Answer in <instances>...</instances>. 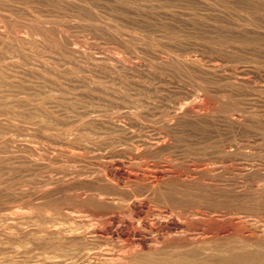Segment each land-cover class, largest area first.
<instances>
[{
  "label": "rangeland",
  "instance_id": "rangeland-1",
  "mask_svg": "<svg viewBox=\"0 0 264 264\" xmlns=\"http://www.w3.org/2000/svg\"><path fill=\"white\" fill-rule=\"evenodd\" d=\"M3 1L5 2V4L3 3ZM37 1L36 0L35 1L34 0H29V1L28 0H0V8H1L0 9V30H2V31L5 30L4 32H6V34L8 33L9 36L12 34L11 37H8L7 35H4V37H0V41L1 42L3 41V43H4L3 44L0 42V45H1L0 46V67H1L0 73H2V76L0 74V77H2V78H0V81H1L0 82V88H1L0 98L2 96V98L0 99V109H2V111H0V114H4V111H5V114L8 115V116L0 115V117L2 116V119L0 118L1 119L0 120L1 121L0 126L4 123L3 127L1 126V128H0L1 132H3V133L0 132V137L2 138V140L0 138V143H1L0 145L3 146V147L0 146V151H1L0 154H2V152L6 151V150H7V152H9V153L6 152L5 154L3 152L4 156H2L3 154L0 155L1 156L0 157V160H1L0 161V164H1L0 168H2V169H0L1 170L0 171V176H1L0 179L2 178L0 181V186H1L0 191H2L3 188L5 187L4 191L0 192L1 196H3V197L0 196V207L2 206L0 208V212H1L0 213V222H1L0 225L2 226L3 223H4L3 227L4 226L7 227L8 225H10V227L9 226L7 227V230L5 227L3 228L0 226L1 236H3V238H5V239L8 238L5 240L0 236V239H1L0 240V250L1 251L3 250V252L0 251V255L3 254L0 256V258L4 257V258L15 259V260L25 259L27 261H29V259L30 260L33 259L32 260L33 263L41 262V259L39 258L40 253H38L40 251L39 249H41V248H38L39 247V244L37 243L38 241L33 240L35 238H33L32 233L29 234L30 229L32 230L31 226H35L34 225L35 223H33V222L38 217L37 216L38 212L41 213V215L43 214L42 216H44L46 214L43 212L49 211V213H51V214H54V215L57 214V219L59 222H60V220H62L61 219V217H62V218H64V220H62V223H65V222L69 223L71 220L70 216L73 214L79 213L77 216L76 215H73V216H75V217H84L85 216L84 218H86V217L89 218V216H91V211L93 209H97V208L101 209L102 207L103 208L109 207L110 204L108 203L109 204L108 205L107 202H102V201L98 200L96 198L97 197L96 194L90 195V197L84 198L83 196L90 192L89 189L86 190L84 187H80L81 188L80 189L79 187L76 186L78 184L77 180L79 178L83 177L85 179V177L86 178L87 177H94V176L96 177L98 175L100 177V176L104 175V173H105L104 171H103L104 172L103 173L102 171H100V169L97 168V166H94V165L98 164V163H96L97 161H99V160L103 161L104 159L106 160V162H111L112 160H114L112 162H114V166H117V168H120L122 166L120 168V169H122L124 166L130 170L133 169L132 170L133 172L138 171L139 173H142L143 171H145V170H143V168H146L145 164L148 162H151V161L157 162V163L162 164V165L165 162H171L172 161L171 163L174 165L175 168L177 167L178 169L180 168L182 170H186V168L188 169L189 164L195 166V164L199 165V164H202L204 162H207V163L210 162V164H212V165H216V164L221 165V167L223 168V171L220 174L219 173L217 174V175H221V176H216V174H215L212 178H209V180L210 179L211 180H210V183H208L207 185L205 184V182H202V179L207 180L208 177H204V178L201 177L200 179H198V180H200V182L196 181L195 184H193L194 186L191 185L192 187L182 186L177 180L176 181L179 184L177 182H175L174 178H173L174 180L172 178L169 179V182L171 180H173V182L171 181V183H174V184L170 183V185L167 187L168 192H166L165 195L168 197H174V198L176 197L175 199H178L180 196V198L178 199L179 201H177V202L180 203L181 205L183 204L182 206H184V207H194L197 205L198 206L199 205H202V206L205 205V206H208V207L213 208V209L219 210V208H220V210L225 211L227 214V217H225V220L224 219L222 220V221H224V223L226 222L227 227H230L229 225H231V223L229 224V222H232V226H235L238 224V225L243 226V227L245 226V228L247 230L250 229L251 231L256 232V229L258 226L259 227L264 226V197H263L264 196V118H263L264 117V17H263L264 16V0H257V2H256V0H139V1L138 0H123V1L122 0H112V1L111 0H37ZM147 1H149V2L147 3ZM85 2H86V4H85ZM77 3H78V5H77ZM116 3H117V5H116ZM41 4H43V5L41 6ZM113 4L115 7H112ZM101 5H103V6H101ZM130 5L132 8H130ZM49 6H51V7H49ZM52 7H53V9H52ZM54 7H56V8H54ZM57 7H58V9H57ZM68 7L70 8V10ZM12 8H13V10H12ZM67 8H68V10H67ZM41 9H42V11H40ZM179 9H181V10H179ZM10 10H12V11H10ZM132 10H134V11L132 12ZM175 12H176V14H175ZM81 13H83V14H81ZM12 14H14V15H12ZM43 14H44V16H43ZM30 15H31V17H30ZM157 15H159V16H157ZM39 16H40V18H39ZM128 17H129V19H128ZM13 18H15V19H13ZM27 18H30V19L27 20ZM208 18H210V19H208ZM19 19L22 21H20ZM66 20L67 21L69 20V21L67 22ZM42 21H44V22H42ZM6 24H8V25H6ZM64 24H66V25H64ZM42 25H44L45 27ZM104 28L105 29L107 28V29L105 30ZM238 28H239V30H238ZM58 29H60V30H58ZM6 30H8V31H6ZM57 30L60 31V33ZM13 31H14V34H13ZM19 31L21 32V35H20ZM42 32L45 35H43ZM17 33H18V35H15ZM119 34H121V35H119ZM14 35H15V37H14ZM5 36H7L8 38H5ZM25 36H27L26 39H24ZM61 36H63V37H61ZM21 37H23V38H21ZM11 39H12V41L14 40L13 42H15V44L13 42L12 43L10 42ZM29 39H31V40L29 41ZM37 40H38V42H36L37 43L36 44L35 41H37ZM24 41H26V42L24 43ZM28 41H29V43H28ZM63 41H66L69 44V46H71L72 49L71 50L67 49V47H66V45H64ZM31 42H32V44H31ZM34 43H35V45H34ZM153 43H154V45H152ZM2 44L4 45L3 47H2ZM5 44L7 45V47L5 46ZM17 44H18L19 48H17L18 47ZM20 45H21V48H24L25 50L20 49ZM42 46L44 48H42ZM4 47H6L7 49H5ZM143 47H145V48H143ZM12 48L14 49V52H13ZM58 48H59V50H58ZM2 49H4V50H2ZM8 49H10V50L7 52ZM254 49H256V50H254ZM19 50H20L21 55H19L20 53H18ZM67 50L71 53H68ZM104 51H105V53H104ZM148 51H150V52H148ZM4 52L6 54H4ZM15 52H17V53H15ZM38 52H39L38 56H35V55H37L36 53H38ZM109 53L111 56H109ZM85 54H87V55H85ZM166 54H168V55H166ZM1 55H3V56H1ZM30 55H32V56H30ZM142 55H143V57H142ZM116 56H117V58L120 57L122 62H118L116 60L117 59ZM150 56L152 59L150 58ZM32 57H34V58H32ZM97 57H99L100 59H97ZM105 57L107 59H105ZM84 58H86V59H84ZM108 58H110V59L108 60ZM111 58H113V59L111 60ZM156 58H158V59H156ZM165 58H166V60H165ZM182 58L184 60H182ZM114 59H115V61H114ZM162 59L165 61H162ZM123 60H125V61H123ZM112 61H114V62L112 63ZM116 61H117V63H116ZM85 62H87V63H85ZM89 62H90L89 66L91 68L86 65ZM123 62H125V63L127 62L128 66ZM115 63L119 64V65H117L118 67L116 66L117 68L116 67L113 68V66L116 65ZM94 64L98 65V66H93ZM122 64H125L124 67L122 66ZM129 64L133 67V70L130 68L131 66ZM211 64H213V65H211ZM2 65H4V67H2ZM140 65H142V68L140 67ZM125 66H127L128 68ZM215 66H216V68L218 67L219 69H216ZM5 67H7V69L4 71H1V70H3V68L5 69ZM93 67H98V68H93ZM168 67L170 70L168 69ZM211 67H213V68L211 69ZM102 69L103 70L105 69V70L103 71ZM184 69H185V71H184ZM131 70L134 73H132ZM162 70H164V71H162ZM223 70H225V71H223ZM7 71H8V73H7ZM150 72H151V75H150ZM6 73L7 74L10 73L9 74L10 76L7 75ZM129 73L132 75H130ZM221 75H223L224 77H222ZM5 76H6L7 80H5V78H3ZM22 76H23V78H22ZM154 76H155V78H154ZM218 76H221V77H218ZM188 77H189V79H188ZM165 78L167 80V83H166ZM8 80H9V82H8ZM48 80H49V82H48ZM109 80H111V81H109ZM5 82L7 84H5ZM124 83H126V84L124 85ZM1 84L3 86H1ZM32 84H33V86H32ZM40 84H41V86H40ZM133 88H134V90H133ZM187 88H189V89H187ZM42 89L45 91H43ZM118 89H120V90H118ZM113 90H115V91H113ZM4 91L6 93H4ZM22 91H23V93H22ZM46 91H48V92H46ZM169 91L171 93H169ZM10 92L11 93L13 92V94L14 93L15 94L11 95ZM4 95L5 96L7 95L6 96L7 98L4 97ZM171 95H173V96H171ZM64 96H66V98ZM119 96L123 97V98H120ZM8 97H10V98L12 97V98L10 99ZM19 97H21V98H19ZM39 97H41V98H39ZM48 97H50V99ZM33 98H36V99L34 100ZM2 99H4V100H2ZM5 99H7V100H5ZM25 99L28 100L29 102H31V104L27 103L28 101H26ZM141 99H143V100H141ZM176 99H177V101H176ZM8 100L14 101V102H12V101L8 102L9 105H11L12 107L8 105V103H7ZM16 100H20V101L25 100V103H24V101L20 102V101H16ZM51 100H52V102H51ZM144 100H146L147 103L143 102ZM3 101H4V103H3ZM37 101H38V103H37ZM11 102L14 105L11 104ZM18 102H20L22 104L18 105L17 104ZM32 102H33V104H32ZM142 102H143V104H142ZM186 102L189 104H187ZM1 103H3V104H1ZM167 103H168V105H167ZM191 103H192V105H191ZM63 104H65L66 106ZM181 104H183V105L187 104V105L195 106V108L193 107L192 111L189 110L190 112L184 111L185 113L184 112L182 113L183 117L181 116V114H179L180 116H177L176 115L177 111L180 112V110H181V107H180V106H182ZM20 105H22L23 107ZM47 105L48 106L50 105V107H48ZM157 105H158V107H157ZM2 106H4V107H2ZM19 106H20V108H18ZM32 106H34V107H32ZM64 106L66 107V109L64 108ZM142 106H144V107H142ZM24 107H25V109H23ZM209 107H211L212 110ZM11 108H13V109H11ZM27 108L28 109L30 108L32 111H28V113L25 115L29 114L32 116V118L30 117L29 119H27V116H26L25 121L27 122V120H28L29 123L31 122L30 123L31 125L28 122L26 123L24 120L22 121V119H24L22 117L25 116L23 114V112L26 113L28 110ZM45 108H47V109H45ZM72 108H73V110H72ZM18 109H19V111L21 110L20 112H22V114L17 111ZM41 109L43 111L44 110L45 111L43 112V111H41ZM9 110L12 111V113L9 112ZM15 110H16V112H18L20 114L15 113ZM99 110H101V111H99ZM160 110H161V112H160ZM7 111H8V113H7ZM34 111H35V113H33ZM174 111H176V112H174ZM31 112L33 115L30 114ZM37 112L41 113V114H38ZM45 112L48 114L45 117L46 120L44 119L43 116H40V118H39V115H45ZM14 113H15V115L16 114H18V115L15 116ZM236 113H238V114H236ZM36 114H38V116ZM74 114H76V115H74ZM153 114H155V115H153ZM202 114H204V115H202ZM68 115H70V116L72 115V116L70 117ZM174 115H176V117ZM207 115H209V116H207ZM56 116L58 118H56ZM104 116H106V118ZM108 116L110 119L107 118ZM9 117H12V119H9ZM51 117L52 118L54 117L55 119L54 118L53 119L55 121L57 119V121L56 122L53 121ZM102 117H103V119H102ZM139 117H142V118H139ZM206 117L207 118L209 117V119L206 120L207 119ZM210 117H212V118H210ZM42 118L44 119L46 124H45V122L43 123ZM49 118L52 121L49 120ZM73 118H75V119H73ZM3 119H5V120L3 121ZM104 119H107V120H104ZM111 119H113V121L119 120L118 122H120L122 120L120 123L121 124L124 123V125H126V129L128 128L130 130V128H131L130 131H128V129H127V131L130 132V133H128L129 135L124 133L123 130L120 131V128L119 129L115 128L111 122L112 121ZM10 120L16 121L17 123H15L13 121H11V122H13L12 124L5 123V122L10 121ZM18 120H20V121H18ZM33 120L34 121L37 120V122H35L36 124L34 123ZM100 120H101V122H100ZM134 120H135V122H134ZM143 120H145V121H143ZM58 121H61V122L58 123ZM108 121H110V122H108ZM179 121H181V122H179ZM165 122H166V124H165ZM126 123H128L130 126ZM131 123H132V125H131ZM169 124H171V125H169ZM12 125H14V126H12ZM44 125H46V127ZM9 126L12 128L11 130H10ZM23 126H24V128H23ZM41 126H42V129H41ZM98 126H100V127H98ZM173 126H175V127H173ZM221 126H223V127H221ZM43 127L45 128V130H43L44 129ZM104 127H105V129H104ZM171 127H172V129L175 130V132H174L175 135L173 134V136L169 138V139L174 138L173 140L171 139L173 143L170 144L171 146L169 145L170 148H166L167 150L166 149H165V151L162 150L164 153L162 151H160V152H158L159 154H157V155L153 154L154 156H152V154L151 155L150 154L142 155L143 158H138V160L143 159L142 162L140 160L139 163L134 162V161L132 163V161L128 159V158L132 157L131 156L132 153H129V155H130L129 156L128 152H127V156L124 155L125 156L124 158H122L123 157L122 154H120L121 156L118 154V153H121L120 149H126L127 148V145H128L127 142H129L127 140L128 136L131 137V135L134 136L136 134V136L138 135L139 137H142V136L146 135L147 133H148V135L150 134V135L154 136V135H156V133L158 134V131L166 130L167 128H171ZM7 128H9V129H7ZM60 128H61V130H59ZM63 128H65V130H67V131L63 130ZM67 128H69V129H67ZM5 129L8 131H6ZM37 129H39V130H37ZM47 129H49V130L46 131ZM51 129H54V130L52 131ZM16 130H17V132L19 131L20 133L19 132L16 133L15 132ZM21 130L23 133L21 132ZM72 130H74V132ZM118 130L120 132H118ZM137 130H139L140 133ZM38 131H40V132H38ZM43 131H45L46 133ZM49 131L51 132L52 135L49 134L50 133ZM56 131H58V132H56ZM61 131H63L62 132L63 134L61 133ZM131 131H133V132H131ZM8 132H9V134H8ZM36 132H37V134H36ZM47 132L49 134L48 137L46 136V135H48ZM52 132H54L55 135ZM67 132H69L68 135L65 134ZM113 132H115V133H113ZM122 132H123V137H121ZM206 132H207V134H206ZM4 133H6L7 135ZM11 133H14V134H11ZM38 133H40L41 137L38 135ZM76 133H78L80 135H78ZM92 133H93V135H92ZM132 133H134V134H132ZM1 134H3V135H1ZM113 134H115V136H113ZM116 134L119 135V138L117 137L118 135H116ZM11 135L13 137L10 138L9 136H11ZM72 135L75 137H73ZM76 135H78V136H76ZM2 136H4V138ZM7 136H8V139H7ZM80 136H83V138H80ZM114 137L117 140L111 139ZM200 137H201V139H200ZM59 138H61V139H59ZM123 138L126 139L127 142ZM131 138H128V139L131 141L138 139V137H136V139H135V137L133 139H131ZM3 139L8 140V144H6L7 141L3 140ZM10 139L12 141L14 140L13 144H12V141ZM69 139L73 140V141H77L76 145H75L76 147L74 146V144L69 145V142H68ZM82 139H84V140H82ZM86 139H88V140H86ZM121 139L124 143L126 142L127 144L122 143V141H120ZM113 140H114V142H112ZM1 141H3V143L5 142L4 143L5 145ZM41 141H42V143H41ZM115 141H118V142H115ZM18 142L19 143L21 142V144L16 146V144H18ZM66 142H68V145L71 148H73L76 151L82 152V155L84 154L82 156L84 159H81L84 161V163L80 159L77 160V162L73 161V162H71V164H68V165H61L60 163H55V165H52L51 167H49V170H48V167L38 168L35 165L30 166V165H32V163L29 160H23L22 159L24 156L23 150H24V152H26L28 150L27 152L29 153L30 152L29 149L33 148L32 146L36 145V146H40V147L45 148L46 147L45 145L48 144L47 148H51V147H53V144H54L55 146H59V145L61 146L62 145V147H63L64 146L63 144H65ZM32 143H34V145ZM79 143L81 145L83 143V145H82L83 147L80 146ZM89 143H92V144H89ZM113 143H115V145ZM117 143L119 144V146L117 145ZM24 144H25V146H23ZM26 144H29L31 147L26 146ZM6 145H8V146L10 145V146L7 148ZM21 145L24 148L21 147ZM68 145L66 143L65 147H68ZM78 145H79V149H78ZM84 145H85V147H84ZM11 146H12V148H11ZM19 146H20V148H19ZM115 146H117V147H115ZM1 147L4 150H2ZM17 147L20 150V152H18L16 155ZM104 147H107V148H104ZM26 148H29V149H26ZM90 148L91 149L94 148V150H91ZM118 148H120V149H118ZM88 149H89V151H88ZM115 149H117V150H115ZM13 150L15 153L12 152L10 154V151H13ZM104 150H105V152H104ZM108 150H109V152H106ZM110 151H112V152L110 153ZM173 151H175V152H173ZM101 152H102V154H101ZM168 152H170L171 154ZM115 153H117V154H115ZM13 154L16 155L17 157L12 156ZM103 154H105V155H103ZM86 155H89V157ZM116 155H117V158H116ZM147 155H150V156L148 157ZM5 157H10L12 160H10V158L4 159ZM14 157H16L15 160L17 159L18 162H17V160L16 161L13 160ZM18 157H19V159H18ZM120 157H121V159L127 160V161H125V163L120 164L118 166V165H116V163H117V160L119 161ZM20 158L22 160H20ZM166 158H171L172 160L167 161ZM207 158H208V160H207ZM144 159H146V160L144 161ZM187 159H188V161H187ZM7 160H10V162ZM181 160H183V161H181ZM3 161H5L4 162L5 164L1 163ZM21 161H27V162L24 163ZM28 161L30 164L28 163ZM85 161L86 162L88 161V162L86 163ZM19 162H21V164ZM92 162H94V163H92ZM187 162H189V163H187ZM7 163L10 165H8ZM80 163L83 164L84 166L81 165ZM129 163L132 164V166L131 165L128 166ZM3 164L5 167L8 166V169H9V171H11V173H12V171H15V170H16V172L18 171V173L13 172V174H15V176L17 175L15 177L16 179L13 178L14 177L13 174H12L13 176H11V174L9 173L10 174V176H9L8 171H7L8 169H7V167H6V169L4 168V166L2 167ZM24 164L26 167L23 166ZM19 165H22V166H19ZM69 165L71 167H69ZM17 166H19L21 168V170L19 169V167L17 168ZM11 167L13 169H11ZM23 167L25 170L23 169ZM27 167H29V168H27ZM33 167H34V169H38V171L34 170ZM54 167L55 168L57 167L56 169H58V171L54 170L55 169ZM93 167H94V170H92ZM31 168L33 171L31 170ZM136 168H140V169L136 170ZM59 169H60V171H59ZM81 169L84 170V172L79 173L78 170H81ZM50 170H52V172H49ZM86 170L90 171V172H87ZM98 170L101 173H99ZM2 171H4L5 173ZM19 171H22V172H19ZM34 171H37V172H34ZM69 171H71V172H69ZM92 171L95 173L91 174V173H93ZM64 173L68 174V176H65ZM127 173L128 172H124V175H127ZM1 174H4V175H1ZM44 174H46L48 179L46 178V176ZM56 174H58V175H56ZM86 174L88 176H86ZM43 175H44V177H43ZM80 175H81V177H80ZM89 175H92V176H89ZM7 176L9 178H7ZM21 176H23V179L21 178ZM27 176L29 178L30 177L31 178L28 179ZM49 176H51L50 178H53V180H56V181L59 179L57 181L58 183L56 181H55L56 182L55 183L52 180L53 184H51V185L54 186L55 188H53L51 186V188H52L51 189L50 187L47 186V184L43 183L45 181V179H46V181L51 180L49 178ZM63 176L65 178H63ZM11 177L13 178V181H12ZM18 177H19V179H17ZM54 177H56V178H54ZM72 177H74V178H72ZM99 177L98 178L96 177V178L100 179ZM40 178H41V180L43 179L42 183H40V181H41V180H39ZM75 178H77V179H75ZM215 178H217V179H215ZM9 179L13 183H11L9 181ZM73 179H74V181H72ZM212 179L214 181L215 180L216 181L214 182ZM5 180L7 182H5ZM233 180H234V183H233ZM15 181L16 182L19 181L21 184H18L19 182L16 183ZM61 181H64L65 183L64 182L61 183ZM68 182H70V183L75 182L76 187H74L73 184H70ZM216 183H217V186H216ZM6 184H8V186ZM12 184H14V185L12 186ZM71 185H73V186H71ZM208 185H210V186L213 185V186L210 187ZM11 186H12V189L14 188L13 190L11 189ZM56 186H57V188H56ZM198 186H200V188ZM6 187L10 188L11 192L7 191ZM177 187H178V189H177ZM20 188L23 191H21ZM33 188L35 189L34 191H33ZM83 188H84L85 192H84ZM15 189H17V190H15ZM36 189H39V191L37 192ZM55 189H58V190H56V192H55ZM61 189H62V191H61ZM193 189H194V191H193ZM203 189H205V190H203ZM14 190H15V194L13 193ZM18 190H19L20 195H17V194H19L17 192ZM45 190H47V191L50 190L51 192L48 191L49 194L44 195V193H47V191H45ZM5 191H7V192L5 193ZM57 191L60 192L59 193L60 196L58 195ZM204 191H206V192H204ZM222 191H225V192H223V194H222ZM23 192H24V195H23ZM41 192H43L42 193L43 195L41 194ZM53 192L56 194H54ZM184 192H186V193H184ZM8 193H11L13 196L8 194ZM207 193H208V195H207ZM21 194H22V196H21ZM28 194L30 195V197ZM32 194H33V196H32ZM34 194H36L37 196ZM175 194H176V196H175ZM6 195H10V196H12V198H10V196L8 197ZM14 195H16V196L14 197ZM5 196H6V198H5ZM23 196H25V197H23ZM110 196L112 197V195H110ZM177 196H178V198H177ZM113 197H115L117 200L122 199L120 196L116 197V195L115 196L113 195ZM181 197H182L183 201H181ZM202 197H204V198H202ZM3 198H5V200ZM13 198H16V200ZM22 198H24V200ZM50 198H51V200H50ZM187 198H189V199L187 200ZM212 198H213V200H212ZM2 199L5 202L8 199L7 203L12 202V207H9V206H11V203L9 205L8 204L5 205L4 202L1 203ZM77 199L80 201H78ZM30 200L31 201L34 200L35 203L32 201V203H33L32 204ZM42 200H45V203ZM46 200L47 201L50 200V202H52L54 200V202L49 203L51 205V207H50V205L46 206V203H48ZM74 200L76 202H74ZM186 200L188 203L186 202ZM190 200H193V201H190ZM205 200H207V201H205ZM27 201H29V202H27ZM184 201H185V203H184ZM42 202H43V204H42ZM57 202H60V203H57ZM119 202H120V205L116 207L117 211L121 215L127 217L128 211L123 209L124 206H122V205H124L125 200L124 199L122 201L118 200V203ZM99 203H101V204H99ZM210 203L213 205L211 206ZM1 204H3V205H1ZM44 204H45L47 209L45 208ZM52 204H55V205L57 204V206L55 207ZM104 204H105V206H104ZM165 204L166 203L164 202L163 199H161V200L159 198H158V200L152 199V202H150V205H148V207H146V208H148V209L152 208L151 209V211H152V210L157 209V207L158 208L164 207ZM189 204L190 205L192 204L193 206L192 205L190 206ZM209 204H210V206H209ZM27 205H30V206H27ZM5 206H7V207H5ZM83 206H84V208H83ZM120 206H122V207H120ZM8 207H9V209H8ZM86 207L87 208L89 207L91 209V211L89 210V208H88V210H86L87 209ZM48 208H50V210ZM51 208H53V209H51ZM121 208H122V210L120 211ZM34 209H38V210L36 211ZM76 210H78V211H76ZM3 212H4V214H3ZM5 212H7V213L9 212V213L5 214ZM10 212H11V214H10ZM32 213H34L36 215L32 216V215H34ZM59 213L62 215H60ZM17 214H18V216H17ZM12 215H14V216H12ZM21 215L23 216V218L25 220L24 224L19 223V221L14 220L15 216H16V218L19 217L20 219H23ZM82 215H84V216H82ZM25 217L27 219H25ZM58 217H60V218H58ZM231 217H233L232 220H231ZM65 218H67L68 222L65 220ZM226 218H228L229 221H228V219L226 221ZM30 219H32L31 220L32 224H31ZM13 220L18 224V226L15 225L16 224L15 222L13 223ZM36 220L38 221V219H36ZM216 220H217V222H216ZM218 220L219 219L215 218L214 223H213V219L211 222L213 224L222 222L221 220H219V221ZM233 220L237 224H235ZM238 220H239V223H238ZM9 221L10 222L12 221L11 222L12 227H11V224ZM63 221H65V222H63ZM27 222H28V224L29 223L30 224L29 225L26 224ZM7 223H8V225H6ZM13 225H15V226H13ZM23 225H24V227H22ZM26 225L28 227L30 225L31 226L28 228ZM26 227H27V229H26ZM13 228H14V230H13ZM16 228L19 231H17ZM19 228L21 229V232H23V233L20 232ZM22 228H23V230H22ZM11 230H12V232H11ZM8 231H10V232H8ZM26 232H28V233L26 234ZM2 233H3V235H2ZM19 234H21V235H19ZM8 235H10L11 237ZM20 236H21V238H24L26 236L29 243H26L24 241H23V243H21L20 240H18L20 238ZM9 237L12 239L13 238H15V239L12 240ZM101 237H99V238L100 239H106V238H103V236H101ZM235 237L231 236V238H233L231 241H235V239H237ZM26 238H24V239H26ZM117 238H115V241H113L114 239L110 240V238H109L108 240L106 239L107 241L106 240H104V241L98 240L101 243L98 241L97 242L99 245L101 244L100 245L101 247L99 246L101 248V250H103V251L105 250V252H106L111 247L119 248L122 244L129 241L128 238H123V237H117ZM227 238H228L227 240L230 241L231 238L229 236H227ZM9 239L11 241V243H10L11 246L9 244L10 241L8 242ZM3 241H4V243H3ZM116 241H117V243H116ZM12 243H13V245H12ZM111 243H113V244H111ZM17 245H19V246H17ZM36 245H38V247H36ZM12 246H14V247L16 246L15 249L17 247H19L20 248L19 251L12 248ZM106 248H108V249H106ZM22 249L24 251H26V253L24 251H22ZM262 249L264 250V247ZM263 250H260V254H262V255H260L261 257H259V255L257 256V258L255 259L256 262H254L255 264H264V260H263L264 251ZM12 251H14V252L16 251L15 252L16 255ZM31 251L32 252L36 251V252L32 253ZM226 251L224 252L225 254L224 253L222 254L223 257L225 256L223 258V260L221 258V262H224V264L231 262V261H228L229 256L233 255L230 259H236L237 258L234 251H230V250H226ZM228 252H230L231 254H229ZM10 253H12L15 258L13 257V255L11 257H9L11 255ZM17 253H20V254L18 255ZM29 253H31V255H33V256L29 255ZM226 253H227V255H229L228 257L226 255ZM243 253H244L243 255H245V256L246 255L249 256V254H250L251 256H249V258L253 256L249 252L248 253L243 252ZM26 254H27V256L29 255V257L30 256L31 257L30 258L28 257L29 259L25 258V257H27ZM240 254H242V253L240 252ZM17 255H18V257H17ZM23 255H25L24 258H23ZM225 258L226 259L228 258V260H226ZM258 258H260L261 261ZM36 259H38V262ZM250 260H251V258H250ZM32 261L31 262L29 261V262L32 263ZM232 262H231V264H232ZM45 263H43V264H45ZM254 263H252V264H254ZM46 264H50V263H48V261H47ZM233 264H236V261H234Z\"/></svg>",
  "mask_w": 264,
  "mask_h": 264
},
{
  "label": "bare ground",
  "instance_id": "bare-ground-1",
  "mask_svg": "<svg viewBox=\"0 0 264 264\" xmlns=\"http://www.w3.org/2000/svg\"><path fill=\"white\" fill-rule=\"evenodd\" d=\"M29 1V0H28ZM35 1V0H34ZM37 1V0H36ZM112 1V0H111ZM123 1V0H122ZM139 1V0H138ZM22 2V1H21ZM38 2V1H37ZM55 2V1H54ZM59 2V1H58ZM57 2V3H58ZM121 2V1H120ZM133 2V1H132ZM149 1H147V3H148ZM204 2V1H203ZM256 2H257V0H256ZM3 3L5 4V2L3 1ZM23 3V2H22ZM28 3V2H27ZM34 3V2H33ZM43 3V2H42ZM100 3V2H99ZM98 3V4H99ZM105 3V2H104ZM118 3V2H117ZM117 3H116V5H117ZM125 3V2H124ZM155 3V2H154ZM153 3V4H154ZM247 3V2H246ZM7 4V3H6ZM51 4V3H50ZM56 4V3H55ZM59 4V3H58ZM68 4V3H67ZM72 4V3H71ZM85 4H86V2H85ZM142 4V3H141ZM161 4V3H160ZM165 4V3H164ZM191 4V3H190ZM17 5V4H16ZM28 5V4H27ZM43 4H41V6H42ZM77 5H78V3H77ZM80 5V4H79ZM89 5V4H88ZM93 5V4H92ZM135 5V4H134ZM144 5V4H143ZM223 5V4H222ZM29 6V5H28ZM27 6V7H28ZM39 6V5H38ZM47 6V5H46ZM52 6V5H51ZM51 6H49V7H51ZM68 6V5H67ZM73 6V5H72ZM76 6V5H75ZM81 6V5H80ZM101 6H103V5H101ZM120 6V5H119ZM141 6V5H140ZM139 6V7H140ZM148 6V5H147ZM189 6V5H188ZM238 6V5H237ZM12 7V6H11ZM20 7V6H19ZM23 7V6H22ZM21 7V8H22ZM48 7V6H47ZM112 7H115L114 6V4H113V6ZM123 7V6H122ZM136 7V6H135ZM151 7V6H150ZM153 7V6H152ZM54 8H56V7H54ZM69 8V7H68ZM68 8H67V10H68ZM120 8V7H119ZM118 8V9H119ZM130 8H132L131 7V5H130ZM148 8V7H147ZM154 8V7H153ZM157 8V7H156ZM201 8V7H200ZM227 8V7H226ZM251 8V7H250ZM1 9V8H0ZM7 9V8H6ZM16 9V8H15ZM48 9V8H47ZM46 9V10H47ZM52 9H53V7H52ZM57 9H58V7H57ZM109 9V8H108ZM123 9V8H122ZM146 9V8H145ZM199 9V8H198ZM241 9V8H240ZM12 10H13V8H12ZM12 10H10V11H12ZM34 10V9H33ZM39 10V9H38ZM69 10H70V8H69ZM75 10V9H74ZM88 10V9H87ZM114 10V9H113ZM117 10V9H116ZM131 10V9H130ZM135 10V9H134ZM134 10H132V12L134 11ZM139 10V9H138ZM176 10V9H175ZM179 10H181V9H179ZM221 10V9H220ZM227 10V9H226ZM229 10V9H228ZM249 10V9H248ZM26 11V10H25ZM31 11V10H30ZM40 11H42V9L40 10ZM73 11V10H72ZM81 11V10H80ZM98 11V10H97ZM104 11V10H103ZM183 11V10H182ZM212 11V10H211ZM261 11V10H260ZM131 12V11H130ZM163 12V11H162ZM179 12V11H178ZM24 13V12H23ZM27 13V12H26ZM128 13V12H127ZM135 13V12H134ZM241 13V12H240ZM35 14V13H34ZM81 14H83V13H81ZM96 14V13H95ZM111 14V13H110ZM141 14V13H140ZM173 14V13H172ZM175 14H176V12H175ZM182 14V13H181ZM12 15H14V14H12ZM20 15V14H19ZM33 15V14H32ZM226 15V14H225ZM43 16H44V14H43ZM54 16V15H53ZM63 16V15H62ZM113 16V15H112ZM111 16V17H112ZM151 16V15H150ZM157 16H159V15H157ZM156 16V17H157ZM177 16V15H176ZM15 17V16H14ZM20 17V16H19ZM30 17H31V15H30ZM36 17V16H35ZM70 17V16H69ZM83 17V16H82ZM175 17V16H174ZM190 17V16H189ZM221 17V16H220ZM264 17V16H263ZM22 18V17H21ZM39 18H40V16H39ZM105 18V17H104ZM219 18V17H218ZM13 19H15V18H13ZM30 18H27V20H29ZM36 19V18H35ZM34 19V20H35ZM45 19V18H44ZM106 19V18H105ZM128 19H129V17H128ZM136 19V18H135ZM208 19H210V18H208ZM5 20V19H4ZM20 20V19H19ZM40 20V19H39ZM88 20V19H87ZM7 21V20H6ZM20 21H22V20H20ZM67 21V20H66ZM69 21V20H68ZM67 21V22H68ZM72 21V20H71ZM107 21V20H106ZM186 21V20H185ZM195 21V20H194ZM217 21V20H216ZM42 22H44V21H42ZM47 22V21H46ZM60 22V21H59ZM238 22V21H237ZM8 23V22H7ZM26 23V22H25ZM33 23V22H32ZM71 23V22H70ZM107 23V22H106ZM158 23V22H157ZM162 23V22H161ZM207 23V22H206ZM53 24V23H52ZM68 24V23H67ZM76 24V23H75ZM108 24V23H107ZM117 24V23H116ZM6 25H8V24H6ZM64 25H66V24H64ZM79 25V24H78ZM84 25V24H83ZM129 25V24H128ZM42 26H44V25H42ZM69 26V25H68ZM110 26V25H109ZM228 26V25H227ZM8 27V26H7ZM12 27V26H11ZM10 27V28H11ZM45 27V26H44ZM83 27V26H82ZM143 27V26H142ZM197 27V26H196ZM9 28V27H8ZM47 28V27H46ZM189 28V27H188ZM2 29V28H1ZM4 29V28H3ZM12 29V28H11ZM19 29V28H18ZM48 29V28H47ZM83 29V28H82ZM99 29V28H98ZM102 29V28H101ZM105 29V28H104ZM107 29V28H106ZM105 29V30H106ZM232 29V28H231ZM234 29V28H233ZM25 30V29H24ZM55 30V29H54ZM58 30H60V29H58ZM57 30V31H58ZM86 30V29H85ZM117 30V29H116ZM238 30H239V28H238ZM5 31V30H4ZM4 31H2V30H0V37H4V35H7L8 37H11V35L9 36V34L7 33L6 34V32H4ZM6 31H8V30H6ZM16 31V30H15ZM50 31V30H49ZM112 31V30H111ZM244 31V30H243ZM20 32V31H19ZM31 32V31H30ZM59 33H60V31H58ZM126 32V31H125ZM257 32V31H256ZM29 33V32H28ZM37 33V32H36ZM43 33V32H42ZM51 33V32H50ZM58 33V34H59ZM254 33V32H253ZM13 34H14V31H13ZM114 34V33H113ZM224 34V33H223ZM239 34V33H238ZM15 35H18V33L17 34H15ZM15 35H14V37H15ZM20 35H21V32H20ZM19 35V36H20ZM23 35V34H22ZM43 35H45L44 33H43ZM119 35H121V34H119ZM246 35V34H245ZM255 35V34H254ZM7 36H5V38H8ZM256 36V35H255ZM254 36V37H255ZM26 37L27 36H25V38L24 39H26ZM31 37V36H30ZM38 37V36H37ZM40 37V36H39ZM61 37H63V36H61ZM70 37V36H69ZM253 37V36H252ZM21 38H23V37H21ZM36 38V37H35ZM99 38V37H98ZM218 38V37H217ZM216 38V39H217ZM71 39V38H70ZM133 39V38H132ZM136 39V38H135ZM149 39V38H148ZM172 39V38H171ZM251 39V38H250ZM31 39H29V41H30ZM33 40V39H32ZM58 40V39H57ZM105 40V39H104ZM109 40V39H108ZM146 40V39H145ZM153 40V39H152ZM14 41V40H13ZM12 41V39L10 40V42L12 43L13 42ZM29 41H28V43H29ZM42 41V40H41ZM74 41V40H73ZM137 41V40H136ZM1 42V41H0ZM26 41H24V43H25ZM36 42H38V40L37 41H35V43ZM52 42V41H51ZM64 42V45H66V47H67V49H69V50H71L72 48H71V46H69V44L66 42V41H63ZM71 42V41H70ZM165 42V41H164ZM182 42V41H181ZM213 42V41H212ZM1 43H3V41L1 42ZM14 44H15V42H13ZM19 43V42H18ZM35 43H34V45H35ZM124 43V42H123ZM138 43V42H137ZM151 43V42H150ZM149 43V44H150ZM204 43V42H203ZM4 44V43H3ZM2 44V47L4 46ZM31 44H32V42H31ZM37 44V43H36ZM39 44V43H38ZM40 45V44H39ZM49 45V44H48ZM152 45H154V43L152 44ZM230 45V44H229ZM1 46V45H0ZM5 46L7 47V45L5 44ZM17 46H18V44H17ZM73 46V45H72ZM151 46V45H150ZM1 47V48H2ZM6 47H4L5 49H7ZM16 47V46H15ZM79 47V46H78ZM85 47V46H84ZM252 47V46H251ZM10 48V47H9ZM17 48H19V46L17 47ZM26 48V47H25ZM42 48H44L43 46H42ZM83 48V47H82ZM125 48V47H124ZM142 48V47H141ZM143 48H145V47H143ZM159 48V47H158ZM162 48V47H161ZM189 48V47H188ZM196 48V47H195ZM20 49H24V48H21V45H20ZM38 49V48H37ZM46 49V48H45ZM62 49V48H61ZM97 49V48H96ZM132 49V48H131ZM2 50H4V49H2ZM10 49H8L7 50V52L9 51ZM12 50H13V52H14V49L12 48ZM18 50V49H17ZM25 50V49H24ZM31 50V49H30ZM29 50V51H30ZM41 50V49H40ZM44 50V49H43ZM58 50H59V48H58ZM83 50V49H82ZM81 50V51H82ZM230 50V49H229ZM254 50H256V49H254ZM68 51V50H67ZM66 51V52H67ZM75 51V50H74ZM106 51V50H105ZM105 51H104V53H105ZM161 51V50H160ZM248 51V50H247ZM250 51V50H249ZM259 51V50H258ZM36 52V51H35ZM53 52V51H52ZM103 52V51H102ZM148 52H150V51H148ZM147 52V53H148ZM165 52V51H164ZM193 52V51H192ZM254 52V51H253ZM15 53H17V52H15ZM18 53H20V50H19V52ZM34 53V52H33ZM68 53H71V52H69L68 51ZM114 53V52H113ZM134 53V52H133ZM144 53V52H143ZM146 53V52H145ZM245 53V52H244ZM4 54H6L5 52H4ZM28 54V53H27ZM37 55H35V56H38V54H39V52L38 53H36ZM60 54V53H59ZM154 54V53H153ZM152 54V55H153ZM171 54V53H170ZM186 54V53H185ZM18 55V54H17ZM16 55V56H17ZM19 55H21V53L19 54ZM58 55V54H57ZM61 55V54H60ZM85 55H87V54H85ZM155 55V54H154ZM166 55H168V54H166ZM225 55V54H224ZM1 56H3V55H1ZM5 56V55H4ZM30 56H32V55H30ZM75 56V55H74ZM81 56V55H80ZM109 56H111L110 55V53H109ZM121 56V55H120ZM165 56V55H164ZM190 56V55H189ZM239 56V55H238ZM256 56V55H255ZM6 57V56H5ZM13 57V56H12ZM48 57V56H47ZM52 57V56H51ZM56 57V56H55ZM86 57V56H85ZM108 57V56H107ZM142 57H143V55H142ZM147 57V56H146ZM155 57V56H154ZM153 57V58H154ZM161 57V56H160ZM163 57V56H162ZM206 57V56H205ZM241 57V56H240ZM22 58V57H21ZM32 58H34V57H32ZM59 58V57H58ZM70 58V57H69ZM87 58V57H86ZM86 58H84V59H86ZM104 58V57H103ZM115 58V57H114ZM116 58H117V56H116ZM115 58V59H116ZM150 58H151V56H150ZM168 58V57H167ZM175 58V57H174ZM233 58V57H232ZM244 58V57H243ZM9 59V58H8ZM23 59V58H22ZM51 59V58H50ZM56 59V58H55ZM90 59V58H89ZM97 59H100L99 57H97ZM105 59H107L106 57H105ZM110 58H108V60H109ZM113 58H111V60H112ZM115 59H114V61H115ZM123 59V58H122ZM152 59V58H151ZM156 59H158V58H156ZM169 59V58H168ZM173 59V58H172ZM5 60V59H4ZM7 60V59H6ZM35 60V59H34ZM92 60V59H91ZM118 62H122L121 61V58L119 57V58H117L116 59ZM165 60H166V58H165ZM165 60H163L162 59V61H165ZM170 60V59H169ZM174 60V59H173ZM177 60V59H176ZM175 60V61H176ZM182 60H184L183 58H182ZM13 61V60H12ZM63 61V60H62ZM104 61V60H103ZM114 61H112V63L114 62ZM117 61H116V63H117ZM123 61H125V60H123ZM139 61V60H138ZM172 61V60H171ZM178 61V60H177ZM66 62V61H65ZM108 62V61H107ZM110 62V61H109ZM130 62V61H129ZM142 62V61H141ZM219 62V61H218ZM63 63V62H62ZM85 63H87V62H85ZM115 63V64H116ZM123 63H125V62H123ZM139 63V62H138ZM153 63V62H152ZM181 63V62H180ZM198 63V62H197ZM60 64V63H59ZM77 64V63H76ZM89 64H90V62L88 63V64H86L87 66H89ZM93 64V63H92ZM126 65L128 64L127 62L125 63ZM125 64H122V66L124 67V65ZM156 64V63H155ZM164 64V63H163ZM179 64V63H178ZM190 64V63H189ZM227 64V63H226ZM11 65V64H10ZM75 65V64H74ZM113 65V64H112ZM117 65H119V64H116V65H114L113 66V68H115ZM121 65V64H120ZM130 65V64H129ZM139 65V64H138ZM211 65H213V64H211ZM257 65V64H256ZM6 66V65H5ZM78 66V65H77ZM93 66H98V65H93ZM128 66V65H127ZM127 66H125V67H127ZM131 66V65H130ZM134 66V65H133ZM155 66V65H154ZM168 66V65H167ZM182 66V65H181ZM186 66V65H185ZM2 67H4V65H2ZM43 67V66H42ZM90 67V66H89ZM118 67V66H117ZM116 67V68H117ZM137 67V66H136ZM140 67L142 68V65H140ZM151 67V66H150ZM184 67V66H183ZM188 67V66H187ZM1 68V67H0ZM91 68V67H90ZM93 68H98V67H93ZM128 68V67H127ZM126 68V69H127ZM132 70H133V67L131 66L130 67ZM206 68V67H205ZM213 67H211V69H212ZM215 68H216V66H215ZM7 69V67H5V69L3 68V70H1V71H4V70H6ZM12 69V68H11ZM26 69V68H25ZM84 69V68H83ZM149 69V68H148ZM147 69V70H148ZM168 69H169V67H168ZM183 69V68H182ZM190 69V68H189ZM204 69V68H203ZM216 69H219L218 67L216 68ZM215 69V70H216ZM17 70V69H16ZM103 70V69H102ZM105 70V69H104ZM103 70V71H104ZM132 70H131V72H132ZM170 70V69H169ZM181 70V69H180ZM197 70V69H196ZM207 70V69H206ZM14 71V70H13ZM23 71V70H22ZM49 71V70H48ZM127 71V70H126ZM162 71H164V70H162ZM184 71H185V69H184ZM199 71V70H198ZM208 71V70H207ZM214 71V70H213ZM222 71V70H221ZM223 71H225V70H223ZM230 71V70H229ZM247 71V70H246ZM20 72V71H19ZM25 72V71H24ZM35 72V71H34ZM69 72V71H68ZM89 72V71H88ZM128 72V71H127ZM130 72V73H131ZM139 72V71H138ZM137 72V73H138ZM141 72V71H140ZM147 72V71H146ZM180 72V71H179ZM4 73V72H3ZM7 73H8V71H7ZM6 73V74H7ZM27 73V72H26ZM37 73V72H36ZM129 73V74H130ZM132 73H134V72H132ZM169 73V72H168ZM182 73V72H181ZM208 73V72H207ZM237 73V72H236ZM244 73V72H243ZM1 74V76H2V73H0ZM10 74V73H9ZM9 74H7V75H9ZM28 74V73H27ZM51 74V73H50ZM143 74V73H142ZM149 74V73H148ZM170 74V73H169ZM176 74V73H175ZM195 74V73H194ZM214 74V73H213ZM4 75V74H3ZM13 75V74H12ZM56 75V74H55ZM62 75V74H61ZM95 75V74H94ZM97 75V74H96ZM99 75V74H98ZM112 75V74H111ZM110 75V76H111ZM117 75V74H116ZM130 75H132V74H130ZM150 75H151V72H150ZM157 75V74H156ZM190 75V74H189ZM246 75V74H245ZM10 76V75H9ZM8 76V77H9ZM75 76V75H74ZM101 76V75H100ZM104 76V75H103ZM102 76V77H103ZM142 76V75H141ZM144 76V75H143ZM162 76V75H161ZM168 76V75H167ZM214 76V75H213ZM222 77H224L223 75H221ZM221 76H218V77H221ZM99 77V76H98ZM101 77V78H102ZM148 77V76H147ZM203 77V76H202ZM212 77V76H211ZM0 78H2V77H0ZM3 78H5V80H7L6 79V76L5 77H3ZM22 78H23V76H22ZM44 78V77H43ZM108 78V77H107ZM110 78V77H109ZM137 78V77H136ZM154 78H155V76H154ZM195 78V77H194ZM145 79V78H144ZM184 79V78H183ZM188 79H189V77H188ZM202 79V78H201ZM205 79V78H204ZM239 79V78H238ZM15 80V79H14ZM47 80V79H46ZM56 80V79H55ZM70 80V79H69ZM123 80V79H122ZM139 80V79H138ZM150 80V79H149ZM159 80V79H158ZM165 80H166V78H165ZM221 80V79H220ZM3 81V80H2ZM35 81V80H34ZM53 81V80H52ZM74 81V80H73ZM106 81V80H105ZM104 81V82H105ZM109 81H111V80H109ZM119 81V80H118ZM121 81V80H120ZM160 81V80H159ZM192 81V80H191ZM212 81V80H211ZM214 81V80H213ZM222 81V80H221ZM1 82V81H0ZM4 82V81H3ZM7 82V81H6ZM5 82V84H7ZM8 82H9V80H8ZM15 82V81H14ZM42 82V81H41ZM48 82H49V80H48ZM57 82V81H56ZM89 82V81H88ZM124 82V81H123ZM129 82V81H128ZM141 82V81H140ZM244 82V81H243ZM83 83V82H82ZM122 83V82H121ZM166 83H167V80H166ZM171 83V82H170ZM206 83V82H205ZM3 84V83H2ZM1 84V86H3ZM11 84V83H10ZM24 84V83H23ZM57 84V83H56ZM63 84V83H62ZM69 84V83H68ZM91 84V83H90ZM120 84V83H119ZM126 83H124V85H125ZM140 84V83H139ZM138 84V85H139ZM143 84V83H142ZM174 84V83H173ZM21 85V84H20ZM85 85V84H84ZM88 85V84H87ZM110 85V84H109ZM128 85V84H127ZM179 85V84H178ZM19 86V85H18ZM32 86H33V84H32ZM40 86H41V84H40ZM56 86V85H55ZM54 86V87H55ZM122 86V85H121ZM144 86V85H143ZM147 86V85H146ZM191 86V85H190ZM197 86V85H196ZM47 87V86H46ZM77 87V86H76ZM91 87V86H90ZM217 87V86H216ZM230 87V86H229ZM4 88V87H3ZM2 88V89H3ZM32 88V87H31ZM53 88V87H52ZM75 88V87H74ZM73 88V89H74ZM97 88V87H96ZM102 88V87H101ZM100 88V89H101ZM143 88V87H142ZM147 88V87H146ZM149 88V87H148ZM24 89V88H23ZM27 89V88H26ZM51 89V88H50ZM104 89V88H103ZM116 89V88H115ZM126 89V88H125ZM131 89V88H130ZM138 89V88H137ZM141 89V88H140ZM187 89H189V88H187ZM212 89V88H211ZM217 89V88H216ZM43 90V89H42ZM47 90V89H46ZM62 90V89H61ZM95 90V89H94ZM102 90V89H101ZM118 90H120V89H118ZM129 90V89H128ZM133 90H134V88H133ZM151 90V89H150ZM149 90V91H150ZM172 90V89H171ZM209 90V89H208ZM213 90V89H212ZM231 90V89H230ZM0 91H1V88H0ZM3 91V90H2ZM34 91V90H33ZM43 91H45V90H43ZM113 91H115V90H113ZM178 91V90H177ZM189 91V90H188ZM227 91V90H226ZM9 92V91H8ZM16 92V91H15ZM25 92V91H24ZM41 92V91H40ZM46 92H48V91H46ZM83 92V91H82ZM118 92V91H117ZM120 92V91H119ZM221 92V91H220ZM1 93V92H0ZM4 93H6L5 91H4ZM18 93V92H17ZM20 93V92H19ZM22 93H23V91H22ZM43 93V92H42ZM41 93V94H42ZM108 93V92H107ZM116 93V92H115ZM132 93V92H131ZM137 93V92H136ZM169 93H171L170 91H169ZM175 93V92H174ZM10 94L11 95H14L13 94V92L11 93L10 92ZM38 94V93H37ZM40 94V93H39ZM85 94V93H84ZM83 94V95H84ZM139 94V93H138ZM184 94V93H183ZM8 95V94H7ZM6 95V96H7ZM24 95V94H23ZM94 95V94H93ZM119 95V94H118ZM5 95H4V97H6ZM9 96V95H8ZM16 96V95H15ZM14 96V97H15ZM44 96V95H43ZM46 96V95H45ZM88 96V95H87ZM148 96V95H147ZM167 96V95H166ZM171 96H173V95H171ZM186 96V95H185ZM224 96V95H223ZM13 97V96H12ZM11 97V98H12ZM54 97V96H53ZM65 98H66V96H64ZM95 97V96H94ZM120 97V96H119ZM118 97V98H119ZM194 97V96H193ZM207 97V96H206ZM1 98H2V96H1ZM0 98V99H1ZM7 98V97H6ZM8 98H10V97H8ZM10 98V99H11ZM19 98H21V97H19ZM18 98V99H19ZM32 98V97H31ZM39 98H41V97H39ZM46 98V97H45ZM49 99H50V97H48ZM61 98V97H60ZM70 98V97H69ZM97 98V97H96ZM102 98V97H101ZM120 98H123V97H120ZM126 98V97H125ZM169 98V97H168ZM34 100L36 99V98H33ZM2 100H4V99H2ZM5 100H7V99H5ZM26 100V99H25ZM25 100H23L24 101V103H25ZM78 100V99H77ZM107 100V99H106ZM126 100V99H125ZM141 100H143V99H141ZM154 100V99H153ZM187 100V99H186ZM226 100V99H225ZM10 101H12V100H10ZM9 100L7 101V103L8 102H10ZM16 101H20V100H16ZM15 101V102H16ZM23 101H20V102H23ZM26 101H28V100H26ZM46 101V100H45ZM48 101V100H47ZM109 101V100H108ZM127 101V100H126ZM169 101V100H168ZM176 101H177V99H176ZM216 101V100H215ZM6 102V101H5ZM12 102H14V101H12ZM11 102V104H13ZM20 102H18L17 104L19 105V104H22V103H20ZM40 102V101H39ZM49 102V101H48ZM47 102V103H48ZM51 102H52V100H51ZM59 102V101H58ZM130 102V101H129ZM143 102H146V100H144ZM143 102H142V104H143ZM149 102V101H148ZM185 102V101H184ZM3 103H4V101H3ZM3 103H1V104H3ZM6 103V104H7ZM23 103V104H24ZM27 103H30L31 104V102H27ZM37 103H38V101H37ZM76 103V102H75ZM101 103V102H100ZM114 103V102H113ZM134 103V102H133ZM147 103V102H146ZM187 103V102H186ZM16 104V103H15ZM32 104H33V102H32ZM52 104V103H51ZM83 104V103H82ZM95 104V103H94ZM93 104V105H94ZM104 104V103H103ZM102 104V105H103ZM108 104V103H107ZM136 104V103H135ZM174 104V103H173ZM187 104H189V103H187ZM183 105V104H181L182 106H180L181 107V110H180V112H178L177 111V116H180L179 114H181V116H182V113L185 111H192V108L194 107L195 108V106H191L192 105V103H191V105ZM194 104V103H193ZM217 104V103H216ZM5 105V104H4ZM8 105H9V103H8ZM14 105V104H13ZM29 105V104H28ZM37 105V104H36ZM63 105H65V104H63ZM86 105V104H85ZM122 105V104H121ZM129 105V104H128ZM131 105V104H130ZM145 105V104H144ZM154 105V104H153ZM165 105V104H164ZM167 105H168V103H167ZM170 105V104H169ZM196 105V104H195ZM9 106H11V105H9ZM20 106H22V105H20ZM20 106L18 107V108H20ZM25 106V105H24ZM48 106V105H47ZM61 106V105H60ZM59 106V107H60ZM66 106V105H65ZM64 106V108L66 109V107ZM71 106V105H70ZM96 106V105H95ZM110 106V105H109ZM119 106V105H118ZM136 106V105H135ZM138 106V105H137ZM141 106V105H140ZM171 106V105H170ZM2 107H4V106H2ZM12 107V106H11ZM15 107V106H14ZM23 107V106H22ZM21 107V108H22ZM32 107H34V106H32ZM48 107H50V105L48 106ZM84 107V106H83ZM100 107V106H99ZM104 107V106H103ZM142 107H144V106H142ZM156 107V106H155ZM157 107H158V105H157ZM172 107V106H171ZM218 107V106H217ZM9 108V107H8ZM7 108V109H8ZM116 108V107H115ZM114 108V109H115ZM122 108V107H121ZM130 108V107H129ZM140 108V107H139ZM151 108V107H150ZM167 108V107H166ZM178 108V107H177ZM176 108V109H177ZM209 108H211V107H209ZM5 109V108H4ZM3 109V110H4ZM10 109V108H9ZM11 109H13V108H11ZM23 109H25V107L23 108ZM28 109V108H27ZM26 109V110H27ZM30 109V108H29ZM27 110V112L26 113H24L23 112V114L25 115V114H27L28 113V111H32L31 109L30 110ZM37 109V108H36ZM40 109V108H39ZM38 109V110H39ZM45 109H47V108H45ZM54 109V108H53ZM52 109V110H53ZM90 109V108H89ZM93 109V108H92ZM117 109V108H116ZM127 109V108H126ZM216 109V108H215ZM6 110V109H5ZM25 110V111H26ZM64 110V109H63ZM62 110V111H63ZM72 110H73V108H72ZM71 110V111H72ZM98 110V109H97ZM107 110V109H106ZM112 110V109H111ZM135 110V109H134ZM175 110V109H174ZM211 110H212V108H211ZM219 110V109H218ZM0 111H2V109H0ZM18 112H20L19 111V109L17 110ZM23 111V110H22ZM41 111H43L42 109H41ZM45 111V110H44ZM43 111V112H44ZM49 111V110H48ZM76 111V110H75ZM83 111V110H82ZM99 111H101V110H99ZM143 111V110H142ZM141 111V112H142ZM189 111V112H190ZM197 111V110H196ZM9 112H11L12 113V111H10L9 110ZM18 112H16V110H15V113H18ZM39 112V111H38ZM37 112V113H38ZM50 112V111H49ZM65 112V111H64ZM84 112V111H83ZM90 112V111H89ZM154 112V111H153ZM160 112H161V110H160ZM174 112H176V111H174ZM184 112V113H185ZM199 112V111H198ZM223 112V111H222ZM7 113H8V111H7ZM15 113H14V115H15ZM21 114H22V112H20ZM20 113H18V114H20ZM33 113H35V111L33 112ZM75 113V112H74ZM96 113V112H95ZM203 113V112H202ZM211 113V112H210ZM18 114H16V115H18ZM30 114H32V112L30 113ZM38 114H41V113H38ZM38 114H36L37 116H38ZM50 114V113H49ZM69 114V113H68ZM77 114V113H76ZM76 114H74V115H76ZM88 114V113H87ZM90 114V113H89ZM158 114V113H157ZM164 114V113H163ZM196 114V113H195ZM198 114V113H197ZM214 114V113H213ZM236 114H238V113H236ZM0 115H6V116H8L7 114H5V111H4V114H0ZM15 115V116H16ZM23 115V116H24ZM33 115V114H32ZM35 115V116H36ZM46 115H48L46 112H45V115H39V118H40V116H43L44 117V119H45V117H46ZM52 115V114H51ZM81 115V114H80ZM85 115V114H84ZM98 115V114H97ZM114 115V114H113ZM136 115V114H135ZM153 115H155V114H153ZM176 115H174L175 117H176ZM189 115V114H188ZM202 115H204V114H202ZM201 115V116H202ZM240 115V114H239ZM11 116V115H10ZM27 116V119H29L30 117L32 118V116L31 115H25L24 117H22V118H24V119H22V121L24 120L25 121V117ZM29 116V117H28ZM53 116V115H52ZM68 116H70V115H68ZM72 116V115H71ZM70 116V117H71ZM87 116V115H86ZM111 116V115H110ZM199 116V115H198ZM207 116H209V115H207ZM234 116V115H233ZM250 116V115H249ZM4 117V116H3ZM79 117V116H78ZM105 118H106V116H104ZM125 117V116H124ZM173 117V116H172ZM183 117V116H182ZM205 117V116H204ZM238 117V116H237ZM1 119H2V116L0 117ZM15 118V117H14ZM19 118V117H18ZM21 118V117H20ZM35 118V117H34ZM38 118V119H39ZM48 118V117H47ZM52 118V117H51ZM54 118V117H53ZM52 118V120L53 121H55L54 119ZM56 118H58L57 116H56ZM107 118H109V116L107 117ZM112 118V117H111ZM116 118V117H115ZM139 118H142V117H139ZM162 118V117H161ZM169 118V117H168ZM207 118V117H206ZM210 118H212V117H210ZM231 118V117H230ZM248 118V117H247ZM264 118V117H263ZM0 119V120H1ZM9 119H12V117H9ZM37 119V120H38ZM43 119V118H42ZM44 119H43V123L45 122L44 121ZM73 119H75V118H73ZM72 119V120H73ZM102 119H103V117H102ZM110 119V118H109ZM182 119V118H181ZM190 119V118H189ZM209 119V117L206 119V120H208ZM239 119V118H238ZM251 119V118H250ZM5 119H3V121H4ZM37 120H33L34 121V123L35 122H37ZM46 120V119H45ZM49 120H51L50 118H49ZM51 120V121H52ZM71 120V119H70ZM104 120H107V119H104ZM112 121V124H113V126L115 127V128H120V131H122L123 130V132L124 133H126V134H128V133H130V132H128V131H130L131 130V128H130V130L128 129V131H127V129H126V125H124V123L123 124H121L120 122L122 121H120V122H118L117 120H115V121H113V119H111ZM126 120V119H125ZM136 120V119H135ZM135 120H134V122H135ZM147 120V119H146ZM177 120V119H176ZM195 120V119H194ZM213 120V119H212ZM243 120V119H242ZM11 121H13V120H10V121H7V122H5V123H7V124H12L13 122H15V123H17L16 121H13V122H11ZM18 121H20V120H18ZM56 121H57V119H56ZM55 121V122H56ZM74 121V120H73ZM72 121V122H73ZM76 121V120H75ZM83 121V120H82ZM98 121V120H97ZM140 121V120H139ZM143 121H145V120H143ZM211 121V120H210ZM258 121V120H257ZM26 122V121H25ZM27 122H28V120H27ZM26 122V123H27ZM59 122H61V121H58V123ZM100 122H101V120H100ZM108 122H110V121H108ZM138 122V121H137ZM179 122H181V121H179ZM204 122V121H203ZM208 122V121H207ZM206 122V123H207ZM0 123H1V121H0ZM14 123V124H15ZM29 123V122H28ZM31 123V122H30ZM29 123V124H30ZM33 123V124H34ZM42 123V124H43ZM64 123V122H63ZM78 123V122H77ZM170 123V122H169ZM4 124V123H3ZM3 124L1 125L2 127H3ZM36 124V123H35ZM38 124V123H37ZM45 124H46V122H45ZM65 124V123H64ZM73 124V123H72ZM91 124V123H90ZM126 124H128V123H126ZM165 124H166V122H165ZM178 124V123H177ZM18 125V124H17ZM31 125V124H30ZM29 125V126H30ZM57 125V124H56ZM76 125V124H75ZM102 125V124H101ZM109 125V124H108ZM129 125V124H128ZM131 125H132V123H131ZM169 125H171V124H169ZM176 125V124H175ZM179 125V124H178ZM219 125V124H218ZM223 125V124H222ZM1 126H0V128H1ZM6 126V125H5ZM11 126V125H10ZM9 126V127H10ZM12 126H14V125H12ZM27 126V125H26ZM36 126V125H35ZM38 126V125H37ZM45 127H46V125H44ZM82 126V125H81ZM80 126V127H81ZM112 126V125H111ZM112 126V127H113ZM130 126V125H129ZM204 126V125H203ZM247 126V125H246ZM18 127V126H17ZM16 127V128H17ZM20 127V126H19ZM22 127V126H21ZM40 127V126H39ZM66 127V126H65ZM98 127H100V126H98ZM103 127V126H102ZM101 127V128H102ZM137 127V126H136ZM173 127H175V126H173ZM184 127V126H183ZM201 127V126H200ZM221 127H223V126H221ZM5 128V127H4ZM23 128H24V126H23ZM27 128V127H26ZM25 128V129H26ZM29 128V127H28ZM44 128V127H43ZM50 128V127H49ZM71 128V127H70ZM88 128V127H87ZM100 128V129H101ZM134 128V127H133ZM166 128V127H165ZM3 129V128H2ZM7 129H9V128H7ZM12 128L10 127V130H11ZM15 129V128H14ZM22 129V128H21ZM31 129V128H30ZM41 129H42V126H41ZM40 129V130H41ZM67 129H69V128H67ZM76 129V128H75ZM104 129H105V127H104ZM114 129V128H113ZM208 129V128H207ZM4 130V129H3ZM6 130V129H5ZM20 130V129H19ZM37 130H39V129H37ZM43 130H45V128L43 129ZM49 129H47L46 131H48ZM52 131L54 130V129H51ZM57 130V129H56ZM59 130H61V128L59 129ZM63 130H65V128H63ZM80 130V129H79ZM83 130V129H82ZM115 130V129H114ZM150 130V129H149ZM183 130V129H182ZM209 130V129H208ZM207 130V131H208ZM220 130V129H219ZM6 131H8V130H6ZM13 131V130H12ZM27 131V130H26ZM42 131V130H41ZM65 131H67V130H65ZM64 131V132H65ZM69 131V130H68ZM73 132H74V130H72ZM90 131V130H89ZM92 131V130H91ZM108 131V130H107ZM110 131V130H109ZM119 130H118V132H120ZM135 131V130H134ZM137 131H139V130H137ZM217 131V130H216ZM0 132H1V130H0ZM14 132V131H13ZM16 133H18L17 132V130L15 131ZM21 132H22V130H21ZM32 132V131H31ZM38 132H40V131H38ZM43 132H45V131H43ZM50 132V131H49ZM56 132H58V131H56ZM63 131H61V133H62ZM70 132V131H69ZM69 132H67V133H65L66 135H68L69 134ZM96 132V131H95ZM104 132V131H103ZM123 132H122V136L121 137H123ZM131 132H133V131H131ZM174 132H175V130L174 129H172V127L171 128H167L166 130H161V131H158V134L156 133V135H148V133L146 134V135H144V136H142V137H139L138 135L136 136V134L133 136V135H131V137L130 136H128L127 137V140L130 142L131 140H129L128 138H131V139H133L134 137H135V139H136V137H138V139H136V140H134V141H131L130 143L129 142H127L126 141V139H124L127 143H128V145H127V148L126 149H120V148H118V149H120L121 150V153H118L119 155L120 154H122L123 155V157L122 158H124L125 156L124 155H126L127 156V152H128V155H129V153H132L131 154V158H128L129 160H131L132 161V163H133V161L134 162H137V163H139L140 162V160H138V158H143L142 157V155H146V154H152V156H154L153 154H159L158 152H160V151H162V150H164L165 151V149L166 148H170L169 147V145L170 144H172L173 142H172V140L174 139H169L170 137H172L173 136V134H174ZM181 132V131H180ZM186 132V131H185ZM211 132V131H210ZM213 132V131H212ZM227 132V131H226ZM1 133H3V132H1ZM20 133V132H19ZM23 133V132H22ZM35 133V132H34ZM46 133V132H45ZM53 134H54V132H52ZM60 133V132H59ZM71 133V132H70ZM106 133V132H105ZM113 133H115V132H113ZM117 133V132H116ZM135 133V132H134ZM134 133H132V134H134ZM139 133H140V131H139ZM138 133V134H139ZM205 133V132H204ZM209 133V132H208ZM4 134H6V133H4ZM8 134H9V132H8ZM11 134H14V133H11ZM36 134H37V132H36ZM47 134H48V132H47ZM49 134H51V132L49 133ZM49 134L48 135H46L47 137L49 136ZM63 134V133H62ZM76 134H78V133H76ZM90 134V133H89ZM98 134V133H97ZM104 134V133H103ZM145 134V133H144ZM194 134V133H193ZM206 134H207V132H206ZM1 135H3V134H1ZM7 135V134H6ZM32 135V134H31ZM34 135V134H33ZM38 135L40 136V133H38ZM52 135V134H51ZM55 135V134H54ZM78 135H80V134H78ZM78 135H76V136H78ZM92 135H93V133H92ZM99 135V134H98ZM97 135V136H98ZM116 135H118V134H116ZM175 135V134H174ZM189 135V134H188ZM202 135V134H201ZM215 135V134H214ZM218 135V134H217ZM30 136V135H29ZM37 136V135H36ZM38 136V137H39ZM43 136V135H42ZM45 136V135H44ZM57 136V135H56ZM73 136V135H72ZM113 136H115V134H113ZM125 136V135H124ZM141 136V135H140ZM208 136V135H207ZM210 136V135H209ZM3 138H4V136H2ZM6 137V136H5ZM10 138L11 137H13L12 135L11 136H9ZM34 137V136H33ZM41 137V136H40ZM73 137H75V136H73ZM99 137V136H98ZM112 137V136H111ZM118 138H119V135L117 136ZM197 137V136H196ZM1 138V137H0ZM50 138V137H49ZM56 138V137H55ZM80 138H83V136H80ZM79 138V139H80ZM105 138V137H104ZM180 138V137H179ZM7 139H8V136H7ZM13 139V138H12ZM25 139V138H24ZM47 139V138H46ZM51 139V138H50ZM59 139H61V138H59ZM111 139H115V140H117L115 137L114 138H111ZM200 139H201V137H200ZM1 140H2V138H1ZM3 140H6V139H3ZM11 140V139H10ZM16 140V139H15ZM30 140V139H29ZM48 140V139H47ZM46 140V141H47ZM57 140V139H56ZM63 140V139H62ZM66 140V139H65ZM82 140H84V139H82ZM81 140V141H82ZM86 140H88V139H86ZM7 141V143L6 144H8V140H6ZM12 141V140H11ZM14 141V140H13ZM13 141H12V144H13ZM22 141V140H21ZM54 141V140H53ZM103 141V140H102ZM119 141V140H118ZM118 141H115V142H118ZM120 141H122V139L120 140ZM195 141V140H194ZM2 143H3V141H1ZM23 142V141H22ZM25 142V141H24ZM40 142V141H39ZM57 142V141H56ZM64 142V141H63ZM68 142H69V145H73L74 144V146L76 145V142L77 141H73V140H68ZM68 142H66L67 143V145H68ZM91 142V141H90ZM112 142H114V140L112 141ZM111 142V143H112ZM125 142V143H126ZM176 142V141H175ZM197 142V141H196ZM216 142V141H215ZM214 142V143H215ZM5 143V142H4ZM3 143V144H4ZM41 143H42V141H41ZM52 143V142H51ZM65 143V144H66ZM71 143V144H70ZM81 143V142H80ZM79 143V144H80ZM87 143V142H86ZM104 143V142H103ZM102 143V144H103ZM122 143H124L123 141H122ZM124 143V144H125ZM126 143V144H127ZM198 143V142H197ZM204 143V142H203ZM220 143V142H219ZM1 144V143H0ZM11 144V145H12ZM15 144V143H14ZM19 144H21V142L19 143L18 142V144H16V146H18ZM23 144V143H22ZM33 145H34V143H32ZM31 144V145H32ZM63 144V143H62ZM65 144H63L64 146L62 147V145L60 146H55L54 144H53V147H51V148H47L48 146V144H44L46 147L45 148H43V147H40V146H32L33 148H26V149H29V153L27 152H24V150H23V153H24V156H23V160H29L31 163H32V165H30V166H33V165H35L36 167H38V168H44V167H48V170H49V167H51L52 165H55V163H60L61 165H68V164H71V162H73V161H76L77 162V160H81V159H84L82 156L84 155H82V152H79V151H76V150H74L73 148H71L69 145H68V147H65ZM89 144H92V143H89ZM98 144V143H97ZM114 145H115V143H113ZM112 144V145H113ZM5 145V144H4ZM40 145V144H39ZM51 145V144H50ZM82 145H83V143H82ZM81 144H80V146H82ZM117 145L119 146V144L117 143ZM193 145V144H192ZM0 146H2V145H0ZM7 146V148L10 146H8V145H6ZM5 146V147H6ZM23 146H25V144L23 145ZM22 145H21V147H23ZM26 146H30L29 144H26ZM90 146V145H89ZM99 146V145H98ZM101 146V145H100ZM124 146V145H123ZM171 146V145H170ZM173 146V145H172ZM202 146V145H201ZM213 146V145H212ZM3 147V146H2ZM1 147V148H2ZM15 147V146H14ZM31 147V146H30ZM70 147V148H69ZM76 147V146H75ZM83 147V146H82ZM81 147V148H82ZM84 147H85V145H84ZM115 147H117V146H115ZM215 147V146H214ZM11 148H12V146H11ZM19 148H20V146H19ZM24 148V147H23ZM22 148V149H23ZM87 148V147H86ZM101 148V147H100ZM104 148H107V147H104ZM114 148V147H113ZM46 149V150H45ZM78 149H79V145H78ZM91 149V148H90ZM109 149V148H108ZM175 149V148H174ZM173 149V150H174ZM195 149V148H194ZM205 149V148H204ZM222 149V148H221ZM2 150H4L3 148H2ZM12 150V149H11ZM19 149H18V147H17V149H16V155H17V153L18 152H20V150L18 151ZM45 150V151H44ZM91 150H94V148L93 149H91ZM115 150H117V149H115ZM167 150V149H166ZM203 150V149H202ZM9 151V150H8ZM22 151V150H21ZM87 151V150H86ZM88 151H89V149H88ZM96 151V150H95ZM101 151V150H100ZM169 151V150H168ZM181 151V150H180ZM4 152V154L7 152V150L6 151H3ZM3 152H2V154H3ZM12 152H14V150L13 151H10V154L12 153ZM98 152V151H97ZM103 152V151H102ZM102 152H101V154H102ZM104 152H105V150H104ZM106 152H109V150L108 151H106ZM112 151H110V153H111ZM163 152V151H162ZM173 152H175V151H173ZM214 152V151H213ZM0 153H1V151H0ZM7 153H9V152H7ZM15 153V152H14ZM26 153V154H25ZM90 153V152H89ZM114 153V152H113ZM117 153H115V154H117ZM164 153V152H163ZM168 153H170V152H168ZM205 153V152H204ZM208 153V152H207ZM2 154H0V155H2ZM4 154L2 155V156H4ZM161 154V153H160ZM171 154V153H170ZM203 154V153H202ZM7 155V154H6ZM9 155V154H8ZM16 155H12V156H16ZM19 155V154H18ZM23 155V154H22ZM21 155V156H22ZM103 155H105V154H103ZM150 155H147L148 157L150 156ZM169 155V154H168ZM181 155V154H180ZM207 155V154H206ZM226 155V154H225ZM20 156V157H21ZM86 156H88L89 157V155H86ZM91 156V155H90ZM100 156V155H99ZM111 156V155H110ZM121 156V155H120ZM130 156V155H129ZM1 157V156H0ZM17 157V156H16ZM16 157H14V159L13 160H15V158ZM115 157V156H114ZM145 157V156H144ZM8 159V158H10V157H5L4 159ZM107 158V157H106ZM109 158V157H108ZM116 158H117V155H116ZM127 158V157H126ZM125 158V159H126ZM147 158V157H146ZM154 158V157H153ZM156 158V157H155ZM211 158V157H210ZM2 159V158H1ZM18 159H19V157H18ZM21 158H20V160H22ZM86 159V158H85ZM110 159V158H109ZM119 159V158H118ZM120 159H121V157H120ZM119 159V161L117 160V163H116V165H120V164H123V163H125V161H127V160H123V159H121L120 160ZM150 159V158H149ZM167 159V161L169 160V161H171L172 159L171 158H166ZM186 159V158H185ZM201 159V158H200ZM218 159V158H217ZM10 160H12L11 158H10ZM10 160H7V161H9L10 162ZM17 160V159H16ZM15 160V161H16ZM96 160V159H95ZM94 160V161H95ZM116 160V159H115ZM143 160V159H142ZM142 160H141V162H142ZM146 159H144V161H145ZM151 160V159H150ZM153 160V159H152ZM160 160V159H159ZM158 160V161H159ZM194 160V159H193ZM207 160H208V158H207ZM214 160V159H213ZM1 161V160H0ZM29 161H28V163H29ZM83 163H84V161L83 160H81ZM80 161V162H81ZM97 161V160H96ZM110 161V160H109ZM112 161H114V160H112ZM106 162V160L104 159L103 161H97L96 163H98L97 165H94V166H97V168L98 169H100V171H104L103 173H104V175H102V176H100L99 177V175L98 176H96L97 178L99 177L100 179H97L95 176V178L94 177H85V179L82 177V178H79L78 180H77V182H78V184L76 185V183L75 182H73V183H70V182H68V183H70V184H73L74 185V187H84L86 190L87 189H89V193H87L86 195H84L83 197L84 198H86V197H90V195H95L96 194V198L98 199V200H100V201H102V202H107V204L109 203L110 204V206L109 207H105V208H101V209H99V208H97V209H93L92 211H91V209L89 208V210L91 211V216H89V218L88 217H86V218H84L85 216L84 215H82V216H84V217H75V216H73V215H78L79 213H77V214H73V215H69L70 217H71V220H70V222L69 223H66L65 221H63V222H65V223H62V220H64V218H62L61 217V219L62 220H60V222L58 221V219H57V214L56 215H54V214H51V213H49V211H46V212H43V213H45L46 215H44V216H42L41 215V213H37V218L36 219H38V221L35 219V221L33 222V223H35L34 225L35 226H31L32 227V230L30 229V231H29V234H31L32 233V236H33V238H35V239H33V240H36V241H38L37 243L39 244V247H38V245H36V247H38V248H41V249H39L40 251L38 252V253H40L39 254V258L41 259V262H38V259H36L37 260V262L38 263H33V259L32 260H30L29 258L31 257V256H33V255H31V253H29V255H31L30 257H29V255L27 256V254H26V256L27 257H25V255H23V258L25 257V258H28L29 259V261L31 262L32 261V263H30L29 261H27V260H25V259H20V260H18L17 258V260H15V259H10V258H0V264H43V263H47V261H48V263H50V264H224V262H221V258H222V260H223V258L225 257H223L222 256V254L226 251V250H230V251H234V253L236 254V256H237V258L236 259H230L232 256H229V255H227V253H226V255H227V257L229 258V260H228V258L226 259V260H228V261H233L232 262V264L234 263V261H236V264H252V263H254V262H256L255 261V259L257 258V256L259 255V257H261L260 255H262V254H260V250H263L262 248L264 247V226H262V227H259L258 225V227H257V229H256V232L255 231H251L250 229L249 230H247L246 228H245V226L243 227V226H240V225H238L237 223H235V221H234V223L235 224H237V225H235V226H232V222H229V224L231 223V225H229L230 227H227V224H226V222L224 223V221H222L223 219L225 220V217H227V214H226V212L225 211H223V210H220V208H219V210L218 209H213V208H210V207H208V206H202V205H197V206H194V207H184V206H182L180 203H178L177 201H179L178 199L180 198V196H179V198H178V196H177V198L178 199H175L174 197H168V196H166L165 195V193L166 192H168V186L170 185V183H171V181L173 182V180L175 179V182H179L182 186H190V187H192L191 185H193V184H195V182L196 181H199L200 182V180H198V179H200L201 177H208V179L207 180H204V179H202V182H205V184L207 185L208 183H210V180H209V178H212L215 174H216V176H221V175H217L218 173L220 174L222 171H223V168L221 167V165H212V164H210V162L209 163H207V162H204V163H202V164H195V166L194 165H190L189 164V168L187 169L186 168V170H182V169H178L177 167L175 168L174 167V165L171 163V162H165L163 165L162 164H159V163H157V162H148V163H146L145 164V167L146 168H143V170H145V171H143L142 173H139L138 171H132V170H130V169H128V168H126V167H124L123 166V168L122 169H120V168H117V166H114V162ZM154 161V160H153ZM181 161H183V160H181ZM186 161V160H185ZM187 161H188V159H187ZM204 161V160H203ZM220 161V160H219ZM223 161V160H222ZM5 161H3V162H1V163H4ZM17 162H18V160H17ZM21 162H27V161H21ZM21 162H19L20 164H21ZM86 162V161H85ZM88 162V161H87ZM86 162V163H87ZM116 162V161H115ZM130 162V161H129ZM161 162V161H160ZM224 162V161H223ZM92 163H94V162H92ZM131 163V162H130ZM129 163V165L128 166H132V164H130ZM187 163H189V162H187ZM214 163V162H213ZM217 163V162H216ZM5 164V163H4ZM4 164L2 165V167L4 166ZM8 164V163H7ZM16 164V163H15ZM14 164V165H15ZM27 164V163H26ZM30 164V163H29ZM81 164V163H80ZM79 164V165H80ZM90 164V163H89ZM215 164V163H214ZM1 165V164H0ZM8 165H10V164H8ZM12 165V164H11ZM17 165V164H16ZM15 165V166H16ZM75 165V164H74ZM81 165H83V164H81ZM91 165V164H90ZM126 165V164H125ZM187 165V164H186ZM19 166H22V165H19ZM19 166H17V168L19 167ZM23 166H25V164L23 165ZM29 166V167H30ZM77 166V165H76ZM84 166V165H83ZM138 166V165H137ZM136 166V167H137ZM252 166V165H251ZM7 167V169H8V166H6ZM6 167L4 166V168L6 169ZM26 167V166H25ZM29 167H27V168H29ZM35 167V168H36ZM69 167H71L70 165H69ZM91 167V166H90ZM3 168V169H4ZM10 168V167H9ZM15 168V167H14ZM26 168V169H27ZM55 168V167H54ZM57 168V167H56ZM54 169V170H57L58 171V169ZM87 168V167H86ZM134 168V167H133ZM226 168V167H225ZM0 169H2V168H0ZM11 169H13L12 167H11ZM10 169V170H11ZM19 169L21 170V168L19 167ZM23 169H24V167H23ZM33 169H34V167H33ZM51 169V168H50ZM138 169H140V168H136V170H138ZM257 169V168H256ZM25 170V169H24ZM31 170H32V168H31ZM34 170H37L38 171V169H34ZM46 170V169H45ZM47 170V171H48ZM92 170H94V167H93V169ZM142 170V169H141ZM231 170V169H230ZM233 170V169H232ZM1 171V170H0ZM8 171V174L10 173L11 174V176H13L14 175V177L13 178H15L16 176H15V174H13V172L15 173L16 172V170L15 171H12V173H11V171H9V169L7 170ZM33 171V170H32ZM37 171H34V172H37ZM59 171H60V169H59ZM72 171V170H71ZM71 171H69V172H71ZM74 171V170H73ZM87 171V170H86ZM99 171V170H98ZM99 171V173H101ZM227 171V170H226ZM2 172H4V171H2ZM1 172V173H2ZM19 172H22V171H19ZM45 172V171H44ZM49 172H52V170H50ZM48 172V173H49ZM63 172V171H62ZM77 172V171H76ZM78 172L79 173H81V172H84V170H78ZM77 172V173H78ZM87 172H90V171H87ZM93 172V171H92ZM124 172H128L127 173V175H124ZM141 172V171H140ZM5 173V172H4ZM16 173H18V171L16 172ZM41 173V172H40ZM47 173V174H48ZM54 173V172H53ZM95 172H93V173H91V174H94ZM226 173V172H225ZM241 173V172H240ZM7 174V173H6ZM10 174H9V176H10ZM13 174V175H12ZM50 174V173H49ZM55 174V173H54ZM59 174V173H58ZM58 174H56V175H58ZM65 174V173H64ZM71 174V173H70ZM89 174V173H88ZM227 174V173H226ZM1 175H4V174H1ZM19 175V174H18ZM23 175V174H22ZM27 175V174H26ZM30 175V174H29ZM33 175V174H32ZM40 175V174H39ZM38 175V176H39ZM45 176H46V174H44ZM44 175H43V177H44ZM34 176V175H33ZM52 176V175H51ZM51 176H49V178L51 177ZM65 176H68V174H65ZM74 176V175H73ZM86 176H88L87 174H86ZM89 176H92V175H89ZM215 176V177H216ZM224 176V175H223ZM226 176V175H225ZM1 177V176H0ZM3 177V176H2ZM5 177V176H4ZM28 177V176H27ZM57 177V176H56ZM56 177H54V178H56ZM60 177V176H59ZM76 177V176H75ZM80 177H81V175H80ZM7 178H9L8 176H7ZM12 178V177H11ZM10 178V179H11ZM13 178H12V181H13ZM21 178L23 179V176H21ZM31 178V177H30ZM29 177H28V179H30ZM34 178V177H33ZM46 178H47V176H46ZM63 178H65L64 176H63ZM72 178H74V177H72ZM78 178V177H77ZM77 178H75V179H77ZM173 179V180H171L170 182H169V179ZM2 179V178H1ZM1 179H0V181H1ZM4 179V178H3ZM6 179V178H5ZM10 179H9V181H10ZM16 179V178H15ZM14 179V180H15ZM17 179H19V177L17 178ZM48 179V178H47ZM51 180H47L46 181V179H45V181L43 182L44 184H47V186L48 187H50L51 188V184H53L52 183V180H53V178H50ZM215 179H217V178H215ZM8 180V179H7ZM39 180H41V178L39 179ZM38 180V181H39ZM59 180V179H58ZM57 180V181H58ZM67 180V179H66ZM177 180V181H176ZM209 180V181H208ZM213 180V179H212ZM224 180V179H223ZM20 181V180H19ZM19 181H17V182H19ZM23 181V180H22ZM21 181V182H22ZM25 181V180H24ZM28 181V180H27ZM42 181H43V179L40 181V183H42ZM54 182L56 181V180H53ZM56 181V182H57ZM70 181V180H69ZM72 181H74V179L72 180ZM76 181V180H75ZM208 181V182H207ZM214 181V180H213ZM216 181V180H215ZM214 181V182H215ZM5 182H7L6 180H5ZM11 182V181H10ZM16 182V181H15ZM16 182V183H17ZM37 182V181H36ZM46 182V183H45ZM55 182V183H56ZM62 182H64V181H61V183ZM177 182V183H178ZM240 182V181H239ZM11 183H13V182H11ZM39 183V182H38ZM58 183V182H57ZM65 183V182H64ZM75 183V184H74ZM176 183V184H177ZM178 183V184H179ZM233 183H234V180H233ZM3 184V183H2ZM5 184V183H4ZM9 184V183H8ZM8 184H6L7 186H8ZM18 184H21L20 182L18 183ZM67 184V183H66ZM171 184H174V183H171ZM200 184V183H199ZM198 184V185H199ZM230 184V183H229ZM11 185V184H10ZM9 185V186H10ZM14 184H12V186H13ZM37 185V184H36ZM57 185V184H56ZM61 185V184H60ZM68 185V184H67ZM73 185H71V186H73ZM76 185V186H75ZM197 185V184H196ZM5 186V185H4ZM12 186H11V189H12ZM18 186V185H17ZM21 186V185H20ZM66 186V185H65ZM194 186V185H193ZM208 186H210V185H208ZM213 186V185H212ZM212 186H210V187H212ZM216 186H217V183H216ZM1 187V186H0ZM19 187V186H18ZM43 187V186H42ZM53 188H55L54 186H52ZM69 187V186H68ZM172 187V186H171ZM189 187V188H190ZM199 188H200V186H198ZM5 188V187H4ZM4 188H3V190L2 191H0V192H3L4 191ZM16 188V187H15ZM31 188V187H30ZM29 188V189H30ZM35 188V187H34ZM33 188V191L35 190ZM56 188H57V186H56ZM84 188H83V190H84ZM196 188V187H195ZM194 188V189H195ZM207 188V187H206ZM215 188V187H214ZM223 188V187H222ZM6 189H7V191H9V192H11L10 191V188H7L6 187ZM9 189V190H8ZM14 189V188H13ZM12 189V190H13ZM19 189V188H18ZM28 189V190H29ZM49 189V188H48ZM52 189V188H51ZM59 189V188H58ZM58 189H55V192H56V190H58ZM73 189V188H72ZM81 189V188H80ZM79 189V190H80ZM177 189H178V187H177ZM186 189V188H185ZM194 189H193V191H194ZM208 189V188H207ZM211 189V188H210ZM216 189V188H215ZM214 189V190H215ZM247 189V188H246ZM15 190H17V189H15ZM15 190H14V194H15ZM20 190H21V188H20ZM26 190V189H25ZM24 190V191H25ZM32 190V189H31ZM37 190V192L39 191V189H36ZM69 190V189H68ZM190 190V189H189ZM198 190V189H197ZM203 190H205V189H203ZM220 190V189H219ZM260 190V189H259ZM7 191H5V193L7 192ZM21 191H23V190H21ZM20 191V192H21ZM30 191V190H29ZM28 191V192H29ZM41 191V190H40ZM45 191H47V190H45ZM48 191H50V190H48ZM47 191V193H44V195H48L49 194V192ZM60 191V190H59ZM59 191H57L58 192V195H59ZM61 191H62V189H61ZM176 191V190H175ZM199 191V190H198ZM209 191V190H208ZM211 191V190H210ZM229 191V190H228ZM236 191V190H235ZM234 191V192H235ZM241 191V190H240ZM246 191V190H245ZM18 193H19V190L17 191ZM32 192V191H31ZM51 192V191H50ZM67 192V191H66ZM84 192H85V190H84ZM204 192H206V191H204ZM218 192V191H217ZM223 192H225V191H222V194H223ZM22 193V192H21ZM43 192H41V194H42ZM54 193V192H53ZM83 193V192H82ZM184 193H186V192H184ZM198 193V192H197ZM213 193V192H212ZM242 193V192H241ZM8 194H10V195H12L11 193H8ZM17 194V193H16ZM52 194V193H51ZM54 194H56V193H54ZM168 194V193H167ZM206 194V193H205ZM234 194V193H233ZM10 195H6V196H10ZM17 195H20V193L19 194H17ZM23 195H24V192H23ZM29 195V194H28ZM34 195H36V194H34ZM39 195V194H38ZM43 195V194H42ZM57 195V196H58ZM110 195H112V197L110 196ZM113 195L115 196L116 195V197H121L122 199H118V200H125V203H124V205H122V206H124V208L123 209H125V210H127L128 211V215H127V217H125V216H123V215H121L118 211H117V209H116V207L117 206H119L120 205V202L118 203V200L115 198V197H113ZM171 195V194H170ZM173 195V194H172ZM196 195V194H195ZM198 195V194H197ZM207 195H208V193H207ZM221 195V194H220ZM219 195V196H220ZM237 195V194H236ZM247 195V194H246ZM0 196H1V194H0ZM6 196H5V198H6ZM13 196V195H12ZM12 196H10V198H12ZM16 195H14V197H15ZM21 196H22V194H21ZM32 196H33V194H32ZM37 196V195H36ZM41 196V195H40ZM50 196V195H49ZM52 196V195H51ZM60 196V195H59ZM175 196H176V194H175ZM184 196V195H183ZM182 196V197H183ZM190 196V195H189ZM206 196V195H205ZM212 196V195H211ZM251 196V195H250ZM1 197H3V196H1ZM7 197V198H8ZM23 197H25V196H23ZM29 197H30V195H29ZM35 197V196H34ZM39 197V196H38ZM44 197V196H43ZM182 197H181V201H183L182 200ZM216 197V196H215ZM264 197V196H263ZM5 198H3L4 200H5ZM28 198V197H27ZM32 198V197H31ZM41 198V197H40ZM49 198V197H48ZM57 198V197H56ZM63 198V197H62ZM158 198L161 200V199H163L164 200V202L166 203L165 204V206L164 207H157V209H155V210H152L151 211V209H148V208H146V207H148V205H150V202H152V199L154 200V199H156V200H158ZM202 198H204V197H202ZM210 198V197H209ZM220 198V197H219ZM240 198V197H239ZM3 199H2V201H1V203L2 202H4L5 203V205L6 204H10L11 203V206H9V207H12V202H10V203H7V200L9 199H7L6 200V202L5 201H3ZM13 199H15L16 200V198H13ZM23 200H24V198H22ZM33 199V198H32ZM45 199V198H44ZM59 199V198H58ZM64 199V198H63ZM67 199V198H66ZM83 199V198H82ZM81 199V200H82ZM116 199V200H115ZM189 198H187V200H188ZM222 199V198H221ZM20 200V199H19ZM50 200H51V198H50ZM50 200L49 201H47L48 203H46V206H49L50 204L49 203H52V202H54V200L52 201V202H50ZM56 200V199H55ZM78 200V199H77ZM151 200V201H150ZM187 200H186V202H187ZM212 200H213V198H212ZM236 200V199H235ZM10 201V200H9ZM13 201V200H12ZM31 201V200H30ZM34 203H35V201L34 200H32ZM32 201H31V203H32ZM42 201H44V203H45V200H42ZM68 201V200H67ZM78 201H80V200H78ZM83 201V200H82ZM95 201V200H94ZM190 201H193V200H190ZM205 201H207V200H205ZM246 201V200H245ZM14 202V201H13ZM25 202V201H24ZM23 202V203H24ZM27 202H29V201H27ZM70 202V201H69ZM73 202V201H72ZM74 202H76L75 200H74ZM84 202V201H83ZM124 202V201H123ZM160 202V201H159ZM163 202V201H162ZM196 202V201H195ZM224 202V201H223ZM26 203V202H25ZM57 203H60V202H57ZM96 203V202H95ZM182 203V202H181ZM184 203H185V201H184ZM188 203V202H187ZM186 203V204H187ZM192 203V202H191ZM194 203V202H193ZM207 203V202H206ZM250 203V202H249ZM255 203V202H254ZM14 204V203H13ZM22 204V203H21ZM33 204V203H32ZM31 204V205H32ZM42 204H43V202H42ZM63 204V203H62ZM99 204H101V203H99ZM106 204V205H107ZM108 204V205H109ZM152 204V203H151ZM155 204V203H154ZM195 204V203H194ZM202 204V203H201ZM211 204V203H210ZM210 204H209V206H210ZM1 205H3V204H1ZM53 206H57V204L55 205V204H52ZM59 205V204H58ZM97 205V204H96ZM103 205V204H102ZM160 205V204H159ZM190 205V204H189ZM192 205V204H191ZM190 205V206H191ZM213 204H211V206H212ZM248 205V204H247ZM246 205V206H247ZM27 206H30V205H27ZM42 206V205H41ZM44 206H45V204H44ZM46 206H45V208H46ZM99 206V205H98ZM104 206H105V204H104ZM122 206H120V207H122ZM193 206V205H192ZM221 206V205H220ZM227 206V205H226ZM2 207V206H1ZM0 207V208H1ZM4 207V206H3ZM5 207H7V206H5ZM9 207H8V209H9ZM50 207H51V205H50ZM76 207V206H75ZM225 207V206H224ZM40 208V207H39ZM43 208V207H42ZM83 208H84V206H83ZM87 208V207H86ZM88 208L86 209V210H88ZM96 208V207H95ZM227 208V207H226ZM260 208V207H259ZM4 209V208H3ZM2 209V210H3ZM41 209V208H40ZM39 209V210H40ZM47 209V208H46ZM49 210H50V208H48ZM51 209H53V208H51ZM55 209V208H54ZM58 209V208H57ZM56 209V210H57ZM62 209V208H61ZM60 209V210H61ZM68 209V208H67ZM1 210V211H2ZM5 210V209H4ZM34 210H38V209H34ZM33 210V211H34ZM64 210V209H63ZM122 210V208L120 209V211ZM231 210V209H230ZM229 210V211H230ZM59 211V210H58ZM57 211V212H58ZM62 211V210H61ZM76 211H78V210H76ZM126 211V212H127ZM250 211V210H249ZM68 212V211H67ZM125 212V211H124ZM1 213V212H0ZM7 212H5V214H6ZM9 213V212H8ZM7 213V214H8ZM69 213V212H68ZM72 213V212H71ZM75 213V212H74ZM3 214H4V212H3ZM10 214H11V212H10ZM32 214H34V213H32ZM60 214V213H59ZM29 215V214H28ZM31 215V214H30ZM36 214H34V215H32V216H35ZM60 215H62V214H60ZM67 215V214H66ZM65 215V216H66ZM130 215V216H129ZM12 216H14V215H12ZM17 216H18V214H17ZM22 216V215H21ZM20 216V217H21ZM64 216V217H65ZM129 216V217H128ZM10 217V216H9ZM6 218V217H5ZM14 218V217H13ZM12 218V219H13ZM22 218H23V216H22ZM33 218V217H32ZM58 218H60V217H58ZM69 218V217H68ZM215 218H217V219H219V220H221L222 222L221 223H215V224H213L214 223V219ZM232 218L233 217H231V220H232ZM8 219V218H7ZM25 219H27L26 217H25ZM212 219H213V223L211 222L212 221ZM227 219L228 218H226V221H227ZM5 220V219H4ZM14 220H16V221H19V223H22V224H24V222H25V220H24V218L23 219H20L19 217H17L16 218V216H15V218H14ZM13 220V223L15 222ZM32 219H30V221H31ZM65 220L68 222V220H67V218H65ZM218 220V221H219ZM248 220V219H247ZM8 221V220H7ZM28 221V220H27ZM228 221H229V219H228ZM262 221V220H261ZM10 222V221H9ZM8 222V223H9ZM12 222V221H11ZM11 222H10V224H11ZM216 222H217V220H216ZM1 223V222H0ZM8 223L6 224V225H8ZM16 223V222H15ZM228 223V222H227ZM238 223H239V220H238ZM241 223V222H240ZM21 224V225H22ZM26 224H28V222L26 223ZM30 224V223H29ZM28 224V225H29ZM31 224H32V221H31ZM3 225H4V223H3ZM3 225L1 226V227H3ZM16 226H18V224L16 223L15 224ZM15 225H13V226H15ZM20 225V224H19ZM251 225V224H250ZM9 227H10V225H8ZM7 226V227H8ZM27 226V225H26ZM29 226V227H30ZM5 227V226H4ZM3 227V228H4ZM7 227H5L6 228V230H7ZM11 227H12V224H11ZM20 227V226H19ZM22 227H24V225L22 226ZM28 227V226H27ZM27 227H26V229H27ZM28 227V228H29ZM254 227V226H253ZM2 228V229H3ZM21 228V227H20ZM19 228V229H20ZM256 228V227H255ZM25 229V230H26ZM5 230V229H4ZM10 230V229H9ZM13 230H14V228H13ZM16 230L17 231H19L17 228H16ZM22 230H23V228H22ZM8 232H10V231H8ZM11 232H12V230H11ZM20 232H21V229H20ZM25 232V231H24ZM21 233H23V232H21ZM28 232H26V234H27ZM12 234V233H11ZM25 234V233H24ZM25 234V235H26ZM2 235H3V233H2ZM7 235V234H6ZM19 235H21V234H19ZM0 236H1V233H0ZM8 236H10V235H8ZM30 236V235H29ZM31 236V237H32ZM101 236H103V238H106L107 240L110 238V240L112 239H114L113 241H115V238H117V237H123V238H128L129 239V241L128 242H126V243H124V244H122L119 248H116V247H111V248H106V249H108V251H106L105 252V250L103 251V250H101V244L99 245L98 244V242H100V241H98V240H106V239H100L99 237H101ZM227 236H229L230 238H231V236L232 237H235V238H237V239H235V241H231L233 238H229L230 239V241H228L227 239ZM2 238H3V236H1ZM11 237V236H10ZM9 237V238H10ZM13 237V236H12ZM226 237V238H225ZM24 238H26V236L24 237ZM24 238H21V236H20V238L18 239V240H20V242L21 243H23V241L24 242H26V243H29V241L27 240V238L26 239H24ZM102 238V237H101ZM3 239H5V238H3ZM2 239V240H3ZM6 239H8V238H6ZM5 239V240H6ZM10 239H12V238H10ZM10 239L8 240V242L10 241ZM13 239H15V238H13ZM12 239V240H13ZM118 239V238H117ZM1 240V239H0ZM106 240V241H107ZM121 240V239H120ZM28 241V242H27ZM98 241V242H97ZM7 242V241H6ZM111 242V241H110ZM3 243H4V241H3ZM11 243V241L9 242V244ZM17 243V242H16ZM20 243V244H21ZM101 243V242H100ZM103 243V242H102ZM105 243V242H104ZM116 243H117V241H116ZM6 244V243H5ZM19 244V245H20ZM111 244H113V243H111ZM12 245H13V243H12ZM16 245V244H15ZM19 245H17V246H19ZM117 245V244H116ZM10 246H11V244H10ZM22 246V245H21ZM100 246V247H99ZM118 246V245H117ZM3 247V246H2ZM16 247V246H15ZM15 247L14 246H12V248H14L15 249ZM11 248V249H12ZM99 248V249H98ZM19 247H17L15 250H17V251H19ZM27 249V248H26ZM25 249V250H26ZM32 249V248H31ZM246 249V250H245ZM243 250V251H242ZM248 250V251H247ZM1 251V250H0ZM22 251H24L23 249H22ZM21 251V252H22ZM264 251V250H263ZM1 252H3V250L1 251ZM14 254H15V252L14 251H12ZM20 252V253H21ZM25 253H26V251H24ZM23 252V253H24ZM32 252V251H31ZM36 252V251H35ZM35 252H32V253H35ZM227 252V251H226ZM240 252L242 253V254H240ZM243 252H249V253H251L253 256L252 257H250L251 258V260H250V258H249V256H251L250 254H249V256L248 255H243L244 253ZM20 253H17L18 255L20 254ZM22 253V254H23ZM28 253V252H27ZM229 254H231L230 252H228ZM263 253V252H262ZM11 255L9 256V257H11L13 254L12 253H10ZM225 254V253H224ZM233 254V253H232ZM1 255H3V254H1ZM0 255V256H1ZM16 255V254H15ZM18 255H17V257H18ZM36 255V254H35ZM263 255H264V253H263ZM235 256V255H234ZM244 256V257H243ZM13 257H14V255H13ZM35 257V256H34ZM38 257V256H37ZM254 257V258H253ZM263 257V256H262ZM15 258V257H14ZM36 258V257H35ZM259 260H260V258H258ZM250 260V261H249ZM263 260H264V258H263ZM262 260V261H263ZM225 261V260H224ZM227 261V262H228ZM261 261V260H260ZM36 262V261H35ZM231 262H229V263H227V264H231ZM45 263V264H46ZM226 263V262H225ZM258 263V262H257ZM255 264V263H254Z\"/></svg>",
  "mask_w": 264,
  "mask_h": 264
}]
</instances>
